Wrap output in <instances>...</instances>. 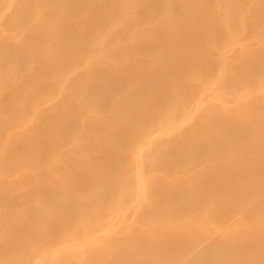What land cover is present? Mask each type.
Returning a JSON list of instances; mask_svg holds the SVG:
<instances>
[{"label": "bare ground", "instance_id": "bare-ground-1", "mask_svg": "<svg viewBox=\"0 0 264 264\" xmlns=\"http://www.w3.org/2000/svg\"><path fill=\"white\" fill-rule=\"evenodd\" d=\"M41 0H0V14L3 12V10L4 9H9V11L10 10H14V12H12L11 14H10V16H8V17H6V18H4V17H1L0 16V81L2 80H4L5 81V79L7 78V80L9 79H12V81H13V79L15 80L13 83H11V84H6V86L7 85H9L8 86V88H7V90L5 89L6 88V86H5V91L3 92V91H1V92H3V93H0V106L2 107V106H5V104H7V102H13L14 100H16V97H17V95L19 94V92H21L20 90H21V88H24V87H21L24 83H26V82H28V81H30L31 80V74L30 75H27V74H29V72H30V70L28 71V73H25V72H27L26 70H24L25 69V67H23V66H27L28 65V63L26 64V62L27 61H29V63L31 64V62H34L35 64H36V62H37V65L36 66H38V63H39V61H37V60H40V63L42 64V62H45L44 60H43V58H42V52H41V55H40V59L38 58V57H36V59L35 60H31V58H30V60L28 59L29 58V56H32L33 57V54H30V55H28L27 54V52H29V50H31L30 48L31 47H35L36 46V44H37V41H38V39H40L41 40V44L43 43V41L45 42V41H47V39L46 40H43L42 38H40V36L39 35H41L42 37H43V35L45 34V35H49L48 37H50V40H52V39H55V40H52V41H58V40H61V38L62 39H64V42H68L69 44H70V46H71V44H75L77 41L79 42V41H81V42H77V44H75V45H78L79 47H80V44H82L83 43V45H82V47L85 45V47H86V49H82L81 47V49L80 50H86V52H87V54H86V56H85V58L83 59V60H81L80 58H75V56L76 55H78V53L75 55V53L73 54V52H71V51H68L67 50V47H66V50H63V49H61V50H59V51H55L54 53L55 54H53V55H56V59H55V61H56V65H57V67L59 68H61V70L58 72V73H56V72H51L53 75H51V73H50V75L52 76V77H50V76H48L49 75V72H50V70H51V68L48 66V65H46V66H44V68L43 67H41V64L39 65V70H36V68H35V74L36 75H41V76H45L46 77V75L48 76V77H50L51 79L53 78V77H55V75H58V77L60 76V75H63L62 77H65V74L66 73H69V72H72L71 70H73V69H79L80 67L79 66H81V65H85L86 67H84V66H82V68L84 67V68H86V71H85V69H84V72L82 71V73L81 74H79L80 75V77L82 78V77H84L83 79L86 81H90L91 80V83H92V80L93 79H99V78H101L102 80H103V76L104 77H110L111 75H114V76H112V78H111V80L112 81H114V84L116 85V87L118 88L119 87V85L121 84V81H123V83H124V85H126L125 84V80H126V83L128 84V82H127V77L129 76L130 77V75H128V74H134V75H137L138 74V80L139 79H143L144 81L142 82V86H144V85H150L149 87H150V89H149V87H147V92H144V91H146V88H145V86H144V88H145V90L144 91H142L141 89H139L140 91H138V90H136V91H138V92H140V94L141 95H143V94H145L146 96H145V98H146V101H148V100H150V97L151 96H154V93H151L150 92V90H151V84L153 83V85H154V87L156 86V85H159V86H156L155 88H157V87H159V92H160V94H159V97L161 96V91H163L164 93H163V95H162V97H160V98H162L161 100H163V98H164V103H162L161 101L160 102H154V100H160V98H154V97H151V100L150 101H148V102H146L145 101V98H142L143 96H141L140 98H142L140 101H138L139 103H137L136 105H138L137 107L135 106V103H133V101L135 100H133L132 102L131 101H129L130 99H128L127 100V103H129L126 107H127V111L125 110L126 108H125V106H124V108H122V110H123V112H124V114H123V112H122V110H120L118 107L119 106H116L115 108H111L110 110L111 111H109V110H107V111H109L110 113H111V118L110 119H106V117H103L104 116V114L105 113H102L103 114V116L101 115V117H99V115L101 114V111H99L98 113L99 114H97V116H95V114L94 115H92V116H90V117H87L86 115H85V117L83 118V116H82V120H83V122H82V125L84 124V127H85V129H86V126H85V124H87V125H89V126H91V128H89V126H87L88 128L86 129L87 131H92V129H93V131L91 132V134H98V136L97 135H94V137H93V135H91V137L93 138V140H94V138H96V136L97 137H99L101 140H99V138H98V144L100 143V141L102 142H104L105 141V139L104 138H102V137H105V138H107L108 136H110L109 137V139L110 140H108L107 139V141H112L113 140V143H114V145L111 143V144H107L106 142L105 143H100V145L101 144H106V145H109L108 147H109V149L110 148H113V149H111L110 151H111V153L113 152V151H115V153L113 154L114 155V157H113V155L111 154V156L114 158V159H118V161L119 160H121L119 163V165H121L122 166V162L123 163H126V161L124 162V160H127L128 161V159L129 158H131L132 156H133V152H135L136 153V149H138L139 150V152H138V156H137V154H136V158H137V160H138V157H139V155H140V159L142 158V154H143V152L146 150H144V149H141L142 148V146L140 147L139 145H137V146H139V148H136V147H134L133 148V146L132 145H128V144H134L135 145V143H137V142H140L141 140H143L146 136H151L152 137V139H153V136H154V134L157 132V129H162L163 127H165V125L164 124H166V126H167V124L169 123L168 121L171 119L170 117H165L167 114L168 115H173V113L176 115L177 113V111H180V109H181V111H183L182 110V104H181V106L180 105H178V108H177V110L175 109V107H171L172 106V104H173V106H174V104L176 103L177 104V102H179L180 101V99L182 98V96L184 97V95H186L185 97H189V98H191L192 96H189L190 94H188V93H191L190 92V90L192 91L193 90V88H196L197 86V84L198 83H200V84H198V88L199 87H201V88H199V89H197L198 91L200 90V91H202V86L204 87V85H208V84H210V83H217V85L215 86V87H219V88H221L223 91L225 90L226 91V93L228 92H230V93H232L233 95L235 94V96H239V95H242V94H251V93H257V95H258V92H264V0H205L204 1V3L202 4V2H199V3H201L200 4V6H198L199 8H197V9H195L194 10V12L192 13H189L188 12V6L186 7V5H189L190 3H194V2H196V1H198V0H144V1H137V0H133V2L135 3V1L136 2H138L137 3V5L139 4V2H140V5H138V7L141 9H139V11H141V12H139V15H140V18L142 19V20H144L145 19V21H146V19L149 17V18H154L155 19V17H158V19H161L160 17H162V16H165V17H162L163 18V20H165L164 22H167L165 25L163 24L162 25V23H160L159 25H158V27H159V29H158V31H156V35L154 36V38L152 39V40H150V41H148L147 42V44L146 45H141V46H139L137 49H135V50H133V49H129L131 52H132V59H133V63L135 62L136 64L134 65L133 63H131V57H130V55H131V53L129 52V50L127 49L128 47L126 46V45H123V41L125 40H127L126 38H125V35L123 34V30H125L126 28L124 27V29L122 30V27L124 26V24H123V26H121V30L120 29H118L117 27H115V28H117L118 30H120V33H121V31H122V36L124 35V37H122L121 36V34H120V37L118 36V35H116V34H114L112 31H111V25L113 24L114 25V23H112V22H117L118 23V17L120 18V17H122V15L124 16V14L122 13L123 12V10L125 9V11L128 9L127 7H126V5L128 4L127 3V1H126V5L123 3L122 5H125V7L126 8H124L123 10H122V12H120L121 13V16H120V13L118 12V11H116L115 9H114V5H115V3L116 4H118L117 3V1L118 2H120L121 0H91V2L90 1H88L87 3H89V8L88 9H86V11L87 10H89L90 9V11L91 12H87L86 13V11H85V8H84V10H83V12L82 11H80V8L83 6V4H85V3H83L81 6H80V4H78V2L79 1H77V3H75L76 1H73V2H71L72 0H67V1H70L69 3H71L72 5H71V9H73L72 10V12L67 16V18H65L64 20H62V21H60L59 23L60 24H53V18L54 17H56V16H54L53 17V15H54V11L56 12L55 14H57V12L58 11H56V9H58L61 5H64V0L62 1V0H51V2L49 3V4H47V8H46V13L44 14L45 16H43V17H41V18H39V19H37V17H36V15H34V13H33V11H34V7H35V4L36 5H39L38 3L40 2ZM116 1V2H115ZM123 1V0H122ZM122 1H121V3H122ZM125 1V0H124ZM129 1V0H128ZM202 1V0H201ZM63 2V3H62ZM81 3H82V1H80ZM79 2V3H80ZM84 2V1H83ZM142 2V3H141ZM144 2V3H143ZM147 2V4L145 5V3ZM184 2V3H183ZM199 3H197L196 4V7H197V5L199 4ZM43 4V3H42ZM131 4V3H130ZM145 6H144V5ZM66 5H69V4H66ZM86 5V4H85ZM84 5V6H85ZM120 5V4H119ZM129 5V4H128ZM127 5V6H128ZM143 7H142V6ZM192 4H190L189 6H191ZM87 7H88V5H86ZM121 6V5H120ZM134 6H135V4H134ZM133 6V7H134ZM68 7V6H67ZM113 7V8H112ZM116 7V6H115ZM118 7V6H117ZM123 7V6H122ZM131 7H132V5H131ZM130 7V5H129V9L131 8ZM119 8V7H118ZM135 8V7H134ZM190 8V7H189ZM60 9V8H59ZM65 9V8H64ZM92 9V10H91ZM114 9V10H113ZM63 10V9H62ZM120 10V9H119ZM131 10V9H130ZM67 11V10H66ZM129 11V10H128ZM128 11H126V12H128ZM8 12V11H7ZM35 12V11H34ZM80 12V13H79ZM81 12H82V14H81ZM138 11H137V9H136V13H137ZM129 14V13H128ZM126 15H127V13H126ZM39 16V15H38ZM142 16V17H141ZM167 17V20L165 19ZM78 19L79 20H84L85 22L87 21L88 22V24H87V26H85V27H87L86 29H85V31H83L82 30V34H77V32H78V29L75 31V28H78V27H76L78 24H80L79 22H78ZM116 19V20H115ZM124 19H126L125 17H124ZM157 19V18H156ZM114 20V21H113ZM120 20V19H119ZM121 20H123V19H121ZM142 20H140V21H142ZM162 20V19H161ZM162 20V21H163ZM78 22V24H76L77 22ZM125 21H127V20H125ZM149 21V20H148ZM82 22V21H81ZM85 22H82L81 24H85ZM103 22H105L104 24H103ZM163 22V23H164ZM119 23H120V21H119ZM120 23V24H121ZM126 23V22H125ZM128 24H129V22H127ZM143 22H141V24H142ZM145 23V22H144ZM86 25V24H85ZM105 25V27H101V26H104ZM115 25H116V23H115ZM136 25H137V23H136ZM118 26V25H117ZM125 26H127L126 24H125ZM133 26H135V25H133ZM160 27H161V29H160ZM138 28V27H137ZM135 29V28H134ZM142 29H143V27H142ZM145 29V28H144ZM156 29V30H157ZM113 30H115L114 28H113ZM118 30H116V31H118ZM127 30V29H126ZM132 30V29H131ZM138 31H139V29H137ZM160 30V31H159ZM32 32V31H34L33 33H30V32ZM128 31V30H127ZM80 33H81V31H79ZM130 32V31H129ZM159 32V33H158ZM116 33H119V32H116ZM124 33H126V31L124 32ZM128 34V33H127ZM141 34V33H140ZM44 35V36H45ZM129 35V34H128ZM128 35L126 36V37H128ZM115 36H118L117 37V42H122L119 46L121 47L119 50H117V51H114L115 50V48H114V50L111 48V50H110V48L109 47H111V46H109V45H111V44H109L110 43V39L112 38L113 39V37L114 38H116ZM138 36V35H137ZM144 36H145V34H144ZM147 36V35H146ZM54 37V38H53ZM58 38V40H57V38ZM59 37H60V39H59ZM103 38L102 40L100 39V38ZM124 38L123 40H122V38ZM45 38H46V36H45ZM99 38V42L100 43H92V44H90V42L92 41V39H98ZM129 38H130V36H129ZM128 38V39H129ZM139 38H140V36H139ZM144 38V37H143ZM109 39V40H108ZM111 39V40H112ZM119 39H121V40H119ZM43 40V41H42ZM103 40H105V41H107V42H104ZM119 40V41H118ZM137 39L135 38V41H136ZM146 40H148V39H146ZM146 40H144V42L146 41ZM61 41H63V40H61ZM72 41H76V42H73L72 43ZM96 41V40H95ZM101 41H103V43H101ZM114 42H116L115 40H113ZM130 41H131V39H130ZM134 41V42H135ZM143 41V40H142ZM50 43H51V41H49ZM127 42V41H126ZM129 42V41H128ZM132 42V41H131ZM138 42V41H137ZM39 43H40V41H39ZM53 43V42H52ZM58 43H60L59 41H58ZM133 43V42H132ZM131 43V44H132ZM146 43V42H145ZM40 44V45H41ZM44 44V43H43ZM42 44V45H43ZM46 44H48L47 42H46ZM63 44V43H62ZM61 44V45H62ZM109 44V45H108ZM125 44V43H124ZM127 44V43H126ZM128 44H130V43H128ZM134 45H135V43H133ZM139 44V43H138ZM142 44V43H141ZM39 45V44H38ZM42 45L40 46L41 48H42ZM45 45V44H44ZM57 45H60V44H57ZM113 46L115 45V44H112ZM136 45H137V43H136ZM140 45V44H139ZM127 48H126V47ZM131 46V45H130ZM38 47V46H37ZM59 47V46H58ZM62 48H63V46H61ZM60 47V48H61ZM72 47V46H71ZM124 47V48H123ZM132 47V46H131ZM134 47V46H133ZM135 47H137V46H135ZM39 48V47H38ZM38 48H36L37 49V51L39 50ZM44 48V47H43ZM42 48V49H43ZM47 48V47H46ZM73 48H74V50H75V47H72V50H73ZM119 48V47H118ZM118 48H116V49H118ZM130 48V47H129ZM29 49V50H28ZM41 49V50H42ZM57 49V48H56ZM127 49V50H126ZM150 49H153V51L155 50L156 52H157V54H156V52L154 51H152L151 53H150ZM33 50H35V48L33 49ZM32 50V51H33ZM44 50V49H43ZM46 50V49H45ZM77 50H79L78 48H77ZM77 50H75V51H77ZM133 50V51H132ZM48 51V50H47ZM101 52L100 54H97L96 52ZM162 51V52H161ZM35 52V51H34ZM53 52V51H52ZM93 52H95V53H93ZM160 52V53H159ZM165 52L167 53L166 55H165ZM39 53L40 52H38V55H39ZM81 53H82V51H81ZM103 53V56H105L104 58H107V60H106V62H104V65H102L101 67H98L97 68V66L95 67V66H92V64H94V61L92 62L91 60H96V58H94V54H96V56L97 55H101ZM130 53V55H128ZM134 53V54H133ZM150 54V55H148V54ZM161 55V53H163L164 55H162V56H164V57H160V59L158 58L159 56V54ZM36 54V53H35ZM43 54H45V53H43ZM37 55V54H36ZM35 55V56H36ZM52 55V54H51ZM75 55V56H74ZM79 57H80V55H78ZM95 56V57H96ZM102 56V57H103ZM134 56V57H133ZM158 56V57H157ZM166 56V57H165ZM184 56H186V58L184 57ZM44 57V56H43ZM55 57V56H54ZM54 57H53V59H54ZM98 57H100V56H97V58ZM128 57H130V58H128ZM183 57V58H182ZM94 58V59H93ZM34 59V58H33ZM41 59L43 60L42 62H41ZM77 59H80L81 60V62H80V60H79V62H80V64H78V60ZM98 59H100V58H98ZM129 60H130V62H129ZM36 61V62H35ZM89 61H91L92 62V64L89 62ZM129 62V63H131V65H129V63H127V62ZM15 63H18L19 65H18V69L17 70H14V69H12V66H13V64H15ZM46 63V62H45ZM124 63H125V65H124ZM128 64V66H127V64ZM23 65V66H22ZM33 65V64H32ZM42 65H44V63L42 64ZM134 65V66H133ZM17 66V65H16ZM30 66V65H29ZM36 66H32V67H36ZM53 66V65H52ZM55 66V65H54ZM53 66V67H54ZM132 66V68H130ZM28 67V66H27ZM126 67V68H125ZM128 67V68H127ZM133 67H134V69H133ZM29 68H31V67H29ZM58 68H56V69H58ZM148 68H150V69H152L151 71L152 72H154V73H157L158 74V77H160L161 78V80H165V81H161V82H166V84H162L160 81H159V79H158V77H157V75H154L155 76V78H157L156 80L157 81H159L161 84H159L157 81H153L152 83L149 81H147V80H153V79H151V75L149 76V78L148 77H146L147 78V82L145 81V77L144 78H141V77H139L140 76V74L141 73H143V70L145 69L148 73L150 72L151 73V71H150V69H148ZM54 69H55V67H54ZM54 69H52V70H54ZM122 69V71H120ZM125 69H127V70H125ZM130 69V70H129ZM135 70V71H133V70ZM148 69V70H147ZM157 70V71H155V70ZM27 70H28V68H27ZM51 70V71H52ZM133 72H132V71ZM55 71V70H54ZM57 71V70H56ZM74 71V70H73ZM124 71V72H123ZM126 71H128V74H127V72ZM129 71H131L130 73H129ZM142 71V72H141ZM146 71H144V73H146ZM33 72V71H32ZM31 72V73H32ZM80 72V71H79ZM117 72V73H116ZM119 72H121V73H119ZM126 72V73H125ZM136 72V73H135ZM138 72V73H137ZM38 73V74H37ZM54 73H55V75H54ZM76 73H78V72H76ZM124 73V74H123ZM34 74V72H33V75H35ZM125 74H127L128 76L126 77L125 76ZM147 74V73H146ZM179 74V76H177ZM194 75V77L195 78H197V81H199L198 79V77H200V80L201 81H199V82H197V84L196 85H194L193 86V84L192 83H194L195 81V78H193V75ZM35 75V76H36ZM70 75H71V73H70ZM122 75H124V76H122ZM143 75V74H142ZM187 75H191L190 77L189 76H187ZM75 76V75H74ZM77 74H76V78H77ZM133 76V75H132ZM145 76V75H144ZM34 77V76H33ZM37 77H39V76H37ZM45 77L43 78V79H45ZM47 77V78H48ZM57 77V76H56ZM61 77V78H62ZM66 77H68V76H66ZM70 77V76H69ZM68 77V78H69ZM79 77V76H78ZM109 77L107 78V79H109ZM143 77V76H142ZM188 77V78H187ZM41 78V77H40ZM46 78V79H47ZM50 78H48V79H50ZM123 78H126L125 80L123 79ZM131 78V77H130ZM133 78V77H132ZM131 78V79H132ZM35 79H36V77H35ZM97 79V80H98ZM104 79H106V78H104ZM106 79V80H107ZM122 79V80H121ZM129 79V78H128ZM135 79V78H134ZM192 80V79H194V80H192V81H194V82H192V81H189V80ZM9 80H8V83H9ZM33 80V79H32ZM69 80H71V79H69ZM68 80V81H69ZM72 84H70V85H73L74 86V83L76 84V83H78V82H75V79L74 78H72ZM110 80V79H109ZM117 80V81H116ZM119 80V81H118ZM188 80V81H187ZM4 81L1 83V84H3L4 83ZM63 81H66V80H63ZM77 81V80H76ZM80 81V80H79ZM94 81V80H93ZM108 81V80H107ZM134 80H132L131 82H133ZM87 82V83H88ZM115 82H117V83H120V84H118V86H117V83H115ZM130 82V81H129ZM136 82H138L139 84H140V82L139 81H137V79H136ZM136 82H135V84H136ZM148 83V84H146V83ZM156 82H157V84H156ZM6 83V82H5ZM90 83V84H91ZM123 83H122V85H123ZM151 83V84H150ZM28 84H29V82H28ZM28 84H26V86L28 85ZM30 84H32L31 82H30ZM30 84H29V86H30ZM44 85H45V83H43ZM94 83H92L91 85H93ZM139 84H137L136 86H139ZM156 84V85H155ZM37 85H39V84H37ZM47 85V84H46ZM45 85V86H46ZM111 85V84H110ZM141 85V84H140ZM161 85H163V87L164 86H166V87H164L163 88V90H161L162 89V86ZM200 85V86H199ZM211 85H213V84H211ZM40 86V85H39ZM41 86H43V85H41ZM69 86V85H68ZM72 86V87H73ZM128 86V85H127ZM141 86V88L143 89V87ZM160 86H161V89H160ZM44 87V86H43ZM38 88L37 87V89L36 88H34V90L36 89V91L34 92V94H33V96L31 97V98H29L28 100L27 99H25V100H27L26 101V106L28 105V106H30V108L32 109V111H30L29 112V110H31L28 106V113L29 114H32V116H36V115H38L37 116V119H35V118H31L30 119V121H29V123L31 122V120H33L32 122L35 124V128L33 129V130H31V131H29L24 137H22V139L21 140H19V141H17V142H14L13 143V145L9 148V147H6V149L7 148H9V150H7V151H5V149H3L4 150V152L2 151V149H0V166L2 165V163H3V161H5L6 159H9V162L10 161H16L17 162V164H16V168H14V169H12V170H14L13 171V173L11 172V177H8L7 176V178H5V179H8V180H5L4 178V181H0V206H2V208L1 209H3V206L5 205L6 206V208H5V206H4V210H3V212H2V217H4V218H0V251H1V256L3 257H1L0 256V260L1 259H4V258H6L7 257V259H6V261H4V263L2 262L3 260H1V262H0V264H49L48 263V259H53V258H55V262H52L53 264H99V262L101 261V260H105V259H107L108 260V257H110V256H113L112 258H113V260H112V258H110L109 259V261H110V264H111V261H112V264H119V262H122V263H120V264H131V263H133V260H136V254H140L139 256H142L141 257V259L142 258H148L147 257V254L146 253H148V252H144V250L142 251V249H149V247H150V249L151 248H158L159 249V252H160V249H162V251L161 252H163V251H167L168 252V248H169V246H168V248H167V245H165V242H166V240L164 241H162L161 242V244H159L160 243V241L158 242V240H155L154 241V237L155 236H153V234L154 235H157V239H158V235L160 234V239L159 240H161V236H162V234H161V231H160V233H158L157 232V234H156V230L157 231H159V230H162V228H161V226H160V228L161 229H159V227L158 228H156L155 226H156V224L155 223H157V221L154 219V215H155V218H159L158 220L159 221H161L160 220V215H159V212H156V211H154V209H153V213H158V215L157 214H154L153 215V213L150 215V213H151V211L150 210H147L148 212H150V213H148L150 216H152V217H149L148 215L146 216V218L147 219H151L152 218V220L153 221H151V220H148L147 221V224H155V226L154 225H152V226H150L151 228L154 226V228L156 229V230H154L153 228V230L152 229H149L148 230V228L149 227H146L147 226V224H145V227L147 228L146 230H148V231H145L144 232V230H145V227L144 226H142V228H144V229H141L140 227V229H138V230H136L137 229V225H138V223H137V225H136V223L134 224H132V226H130L129 225V227H131L130 229H129V227H128V230L127 231H129V232H127L126 233V231H124L126 234H124V232L121 230V228H120V230H119V228H118V230L116 229L118 226H115V227H113V226H108V228H107V226H106V228H107V234L106 235H108V232H110V234H111V236L112 235H116V236H113V237H111V236H109V237H111L110 238V240L113 238L116 242H114L113 244L111 243V245L109 246V245H107L108 246V248L110 249V248H114V247H112V245L114 246L115 244V249H116V251H118L117 249H119L120 251L123 249V251L124 252H120V251H118V252H116L115 251V249H114V252H116V253H113V254H115V255H113V254H111L110 256H107V258H103L102 259V257L103 256H101L102 255V253H104V252H107L108 253V249L106 250V251H102V253H101V255L99 254V252H98V254H97V252L94 254L93 252H95L97 249H99V250H104L102 247L101 248H99L100 246H103V245H105V244H103V245H101V244H99L98 245V247H97V245H96V243H94L92 246H94V247H91V245H90V248L89 249H87V250H89L88 251V254H89V256H88V254L86 253L85 254V256H87L86 258H88V259H86L85 261L84 260H82V261H80V259L81 258H83L82 256H83V254H82V256H81V258L80 259H77V257L76 256H79V250H80V243H81V241L82 240H84L83 238L84 237H86V236H91V235H85V233L88 231H85V233H84V235L85 236H83V238H82V236H80L81 235V233H80V229H82L83 228V230H85V229H87V226H89V228H92V227H90V225H87L86 226V224H84V226H86V228L84 229V227L83 226H81V228H80V226H73V227H75V229H73V228H71V229H73V230H68V231H70V232H68V233H66L65 232V230H66V225L67 226H69L70 225V222H74V220L75 219H72V218H77V216L79 217L80 216V214L84 211L85 213H86V211H88V210H91L90 211V213L91 212H93L94 211V213H95V215H94V213H91V214H93L94 215V217L96 218V213L97 212H99L98 214L99 215H103L104 213H106L105 211L106 210H104V208L106 209L107 207H109V206H111L113 203H111L112 201H116V200H114V199H118V197L119 196H116V194L118 195V193H117V191H120V187L121 186H124V187H126V186H129V187H127V189H129V188H134L133 186L131 187V185H133L132 183L131 184H129L130 183V179H127L128 177H130L131 175H133V174H131V175H129V171L130 170H128L127 169V167L128 166H125V164H123V167H121L122 169H124V170H128V174H126V175H129L128 177H126L125 175H123V176H125V178L127 179V180H124L123 181V176L122 177H120V179H119V175H117V177H118V179L117 178H114L115 176H109V175H107V177L109 176L110 178H111V180L112 179H114V181H110L109 179H106V180H109V182H111V183H107V186L104 188V189H102L101 191H99V193L97 192V191H94L93 190V188L91 187V190H90V186L91 185H93V182H94V180L96 179V178H94L93 179V181H91L90 179H88V180H85V178H86V176H85V178L84 179H78V178H80V177H84V176H81V174L79 175V177L77 178L78 180H76L77 181V185H76V187L75 188H70L69 190H67V188L68 187H64L65 189H64V191H65V194L67 195H65V198L64 199H66L67 197L69 198H67V200H70L68 203H69V207L70 208H72V209H70L69 207H68V210H67V208L64 210V213L62 212V214L59 216L58 215V218L57 217H55L54 219H52L51 218V220H52V222H48V221H50L49 219H47V218H45L44 217V219H46V222H48V224L47 223H44V222H41V219H42V216L45 214V216H46V213L49 211V213H50V207H52V206H54L55 204V201H54V203L52 202L53 201V199H54V197H53V199L51 198L52 197V195L51 194H53L54 196L56 195V194H62V192H64V191H62L63 190V188L61 189V191L60 190H58L59 188H61V186H59V188L58 187H56L57 189H55V188H53V190L55 189V190H58V192H61V193H55V192H52V190L50 191V192H48L47 191V193H49L50 194V197L48 198V199H51V200H49L51 203L49 204L50 205V207H49V205H48V207L46 206V207H44L43 209H41V208H32L31 210H30V212H29V209L28 208H26L27 209V211H24L23 210V207H22V205H24L23 203L24 202H29V201H31L32 200V198H33V193H34V191L32 190L31 191V193H28L27 195H25L24 197H22V195H19L20 193H16L17 191H15V186L13 185V187L11 186L12 184H15L16 185V182H18V181H20L22 178H20V179H18L19 177H23V175H25V174H27V175H25V176H28L29 175V177H31V176H34V177H36L37 179H39V180H37V179H35L36 181L35 182H38L39 181V183H40V180L44 177V176H46V174L48 173V172H50L51 171V167H50V169H49V167L47 166V165H44L43 164V162L42 161H39V163H38V161H37V165L36 166H34V167H26L27 165H20V161H23L22 160V157H20V155L22 154V153H24V152H26L27 153V151H28V153L30 152L31 153V150H34L36 147H39L40 145L42 146V144H46L47 143V145H48V143H52L53 141H52V139H51V137H50V135H49V133L51 132V130L49 129L51 126H52V124H53V122H54V124L56 123V121L58 120L57 118L61 115V109L59 110L60 112H58L57 111V109H59L60 107H58V106H56V104L58 103V105H60V104H62V103H67L68 104V101L70 100V99H68L66 96L67 95H70V94H66V98L64 97V93H63V95H62V97H59V100L61 101H59V102H56V103H54V105L51 107V108H49L50 106H46V103H45V106L43 105V103L47 100H45L44 98H46V93H44V90L48 87H44V88ZM71 87V86H70ZM75 87H76V85H75ZM87 87V86H86ZM89 87H90V85H89ZM88 87V88H89ZM92 87H95V86H92ZM116 87H114V89L116 88ZM121 87H122V89H121ZM123 87L124 86H121L120 85V89H121V92H124L126 89H127V87L125 88L124 87V90H123ZM153 87V88H154ZM170 87V88H169ZM213 87V86H212ZM214 87V89H216ZM0 88H1V86H0ZM74 88V87H73ZM83 88H85V87H83ZM91 88V87H90ZM140 88V87H139ZM152 88V90L151 91H153L154 89ZM166 88V89H165ZM216 89V90H221V89ZM1 89H3V87L1 88ZM63 89V88H62ZM76 89V91H78L77 89L78 88H75ZM209 89V88H208ZM214 89H212V90H214ZM43 90V91H42ZM66 90V89H65ZM68 91H70L69 89H67ZM86 90V89H85ZM111 90H112V87H111ZM123 90V91H122ZM134 90V89H133ZM197 90H195L196 91V93H198V91ZM205 90H207L206 88H205ZM211 90V89H210ZM209 90V91H210ZM211 90V91H212ZM215 90V91H216ZM54 91H56V90H54ZM63 91V90H62ZM82 91H83V89H82ZM148 91H149V93H148ZM166 91H168L169 93L171 92L172 93V95H173V93L174 92H176V94H174V100H172L173 101V103H172V101H171V99L173 98V96H171V93L168 95L167 93H166ZM177 91H179L178 93H177ZM182 91V92H181ZM184 91H186V92H188V93H183ZM204 91V90H203ZM209 91H208V93H209ZM210 91V92H211ZM215 91H212V92H215ZM223 91L221 92H218L219 94L220 93H222L223 94ZM67 92V91H66ZM71 93H72V91H70ZM69 92V93H70ZM88 92V91H87ZM114 92H117V90L116 91H114ZM158 92V93H159ZM193 92V91H192ZM205 93L207 92V91H204ZM203 92V93H204ZM50 93V92H49ZM59 93V92H58ZM68 93V92H67ZM96 93V92H95ZM118 93V92H117ZM125 93H127V92H125ZM147 93V94H146ZM157 93V92H156ZM180 93H182L183 95H181ZM201 93V92H200ZM203 93H201L202 95H204ZM226 93H224V95L226 94ZM229 93V94H230ZM47 94H48V92H47ZM74 94V93H73ZM72 94V95H73ZM80 94V93H79ZM78 94V95H79ZM94 94V93H93ZM113 95H114V93H112ZM111 94V95H112ZM121 95H122V93H120ZM119 94V95H120ZM140 94H138V95H140ZM149 94H151V95H149ZM188 94V95H187ZM209 94H211V93H209ZM222 94H221V96H222ZM260 94H264V93H260ZM60 94H58V96H59ZM72 95H70V97L69 98H71V96ZM76 95V94H75ZM75 95H73L72 97L73 98H71V99H75V98H77ZM77 95V96H78ZM123 95H125V94H123ZM122 95V97H124ZM137 95V96H138ZM149 95V96H148ZM166 95H168L169 96V98H167L166 97ZM175 95H176V97H175ZM179 95H180V97H179ZM192 95H194V93L192 94ZM196 95V94H195ZM201 95V96H202ZM212 95H214V94H212ZM74 96H75V98H74ZM127 96V95H126ZM129 96V95H128ZM147 96H148V100H147ZM205 96H208V95H205ZM211 96V95H210ZM209 96V97H210ZM220 96V97H221ZM226 96V95H225ZM229 96V95H228ZM254 96H255V94H254ZM264 96V95H263ZM19 97H20V95H19ZM49 97V96H48ZM47 97V98H48ZM81 97V96H80ZM136 97V96H135ZM155 97H156V95H155ZM158 97V96H157ZM167 99H166V98ZM171 97V98H170ZM183 98V100L184 99H187V98ZM199 97H200V95H199ZM218 97V96H217ZM215 98V97H213L212 99H217V100H213V102L214 101H217L218 102V98ZM227 97V96H226ZM251 97H252V95H251ZM125 98V97H124ZM153 98V99H152ZM175 98L177 99V101L175 102ZM180 98V99H179ZM203 98V97H202ZM205 98H207V97H205ZM225 98V97H224ZM237 98V97H236ZM240 98V97H239ZM253 98V97H252ZM260 98V97H259ZM19 99V98H18ZM17 99V100H18ZM81 99V98H80ZM114 99H116V98H114ZM143 99H144V101H143ZM179 99V100H178ZM198 99V98H197ZM209 99V98H208ZM211 99V98H210ZM227 99H228V97H227ZM234 99V98H233ZM249 99V97H247V100ZM24 100V101H25ZM45 100V101H44ZM76 100H79V99H76ZM91 100V99H90ZM131 100H132V98H131ZM166 100V101H165ZM169 102H168V101ZM190 100V99H189ZM192 100V99H191ZM206 99H204V101H205ZM224 100V99H223ZM223 100H222V97H221V100L220 101H222L223 102ZM245 100V99H244ZM250 100V99H249ZM251 100H253V99H251ZM250 100V101H251ZM256 100V99H255ZM22 101V100H21ZM43 101V102H42ZM72 100H70V102H71ZM80 101V100H79ZM82 101V100H81ZM114 101V100H113ZM129 101V102H128ZM187 101H188V99H187ZM195 101H196V97H195ZM200 101H202V99L200 100ZM210 101V100H209ZM208 101V102H209ZM16 102V101H15ZM15 102H13V103H15ZM20 102V101H19ZM110 102V101H109ZM134 102H137V100L136 101H134ZM144 102V104H146L145 106H144V104H142ZM146 102V103H145ZM167 102V103H166ZM175 102V103H174ZM181 102H183V101H181ZM192 103L194 102V101H191ZM190 102V103H191ZM207 102V101H206ZM212 102V101H211ZM212 102V103H213ZM217 102H214V103H217ZM228 102V101H227ZM230 102V101H229ZM253 102V101H252ZM17 103V102H16ZM24 103H22V105L24 104ZM60 103V104H59ZM75 103H79L78 101H75ZM84 103V102H83ZM113 103V102H112ZM131 103H133V105L131 104ZM155 103H160L161 104V106L160 105H155ZM166 103V104H165ZM169 103H171V104H169ZM198 103H199V101H198ZM205 103V102H204ZM203 102H201V104H204ZM221 103V102H220ZM249 103V102H248ZM256 103V102H255ZM262 103V102H261ZM4 104V105H3ZM20 104H21V102H20ZM19 104V105H20ZM66 104V105H67ZM72 104V103H71ZM81 104V103H80ZM80 104H79V106H80ZM163 104V105H162ZM167 104H168V106H167ZM175 104V105H176ZM197 104V101L195 102V105ZM206 105H203V106H201V107H204V109L203 108H200V109H203L202 111H209V112H206V114L203 112H201V114H204L205 115V117L206 116H210V114H211V116H214V111L213 112H211L212 111V109L214 110V108H212L213 107V104H212V107H210V108H212V109H210L209 108V105H211V104H208L207 105V103H205ZM238 104V103H237ZM241 105H242V103H240ZM240 104H238L239 105V107H240ZM244 104V103H243ZM15 105H17V104H15ZM48 105V104H47ZM62 105H64V104H62ZM142 105V106H141ZM152 105H154V106H156V107H154V109L156 110V111H158V110H160L158 113H156V111L154 112V109H153V107H152ZM166 105V106H165ZM169 105H171L170 107H169ZM217 105V104H216ZM251 105H253L252 103H251ZM23 106H25V105H23ZM26 106L24 107L25 109H26ZM71 106V105H70ZM74 106V105H73ZM104 106H106V105H104ZM115 106V105H114ZM129 106H130V108H129ZM134 106V107H133ZM177 106V105H176ZM180 106V107H179ZM198 106H200V105H198ZM218 106V105H217ZM220 106V105H219ZM224 106V105H223ZM245 106H247V104L245 105L244 104V107ZM249 106V105H248ZM247 106V107H248ZM45 107V108H44ZM56 107H58V108H56ZM135 107L136 108H138V109H136L138 112L137 113H135L134 112V110H135ZM143 108V110H145L144 111V115H143V110H141L142 108ZM148 107V108H147ZM171 108V109H173V111H174V109H175V111L174 112H172L171 111V113L172 114H170L169 113V110H167V109H169V108ZM192 107H193V105H192ZM197 107V106H196ZM206 107H207V109H206ZM215 107V109H217L216 108V106H214ZM255 107V106H254ZM263 107V106H262ZM261 107V108H262ZM8 108V107H7ZM15 108V107H14ZM14 108H13V112H11V113H14V115L16 116V114H15V112H14ZM46 108H48V109H46ZM117 108V109H116ZM129 108V109H128ZM133 108V109H132ZM149 108H151V110H149ZM163 108V109H162ZM224 108V107H223ZM236 108H238V107H236ZM240 108H242V107H240ZM240 108H238V109H240ZM246 108V107H245ZM250 107H248V109H249ZM253 108V107H252ZM259 108V107H258ZM23 109V108H22ZM72 109V108H71ZM153 109V110H152ZM164 109L165 110H167L168 112L164 115V117H165V119H167V121L165 120V119H163V113L164 112H166V111H164ZM170 109V110H171ZM179 109V110H178ZM183 109H185V108H183ZM187 109H189V108H186V110ZM209 109V110H208ZM229 109V108H228ZM243 109V108H242ZM247 109V108H246ZM257 109V108H256ZM106 110V109H105ZM135 110V111H136ZM147 110H149L148 112H149V114L147 115ZM162 110V111H161ZM185 110V111H186ZM190 110V109H189ZM193 110V109H192ZM235 110V109H234ZM233 110V111H234ZM245 110V109H244ZM19 111H20V108H19ZM18 111V109H17V111L16 112H19ZM93 111V110H92ZM126 111V112H125ZM129 111V112H128ZM133 113H132V112ZM141 111H142V113H141ZM180 111V113L182 114L183 112H181ZM193 111H195V108H194V110ZM193 111H191V115H189V117L190 116H192V113H193ZM199 111V110H198ZM201 111V110H200ZM233 111H231V109L228 111V112H230V113H232ZM237 111V110H236ZM42 112V113H41ZM90 112H91V110H90ZM89 112V113H90ZM109 112H108V115H109ZM128 112V113H127ZM131 112V113H130ZM153 112V113H152ZM162 112V114H160ZM216 112V111H215ZM228 112H226L225 111V117H224V115L222 116V117H224V119L222 118V120H223V122H225L226 120H228L226 123L227 124H230L229 123V121H230V119L232 120V117L231 118H229V116L228 115H230V113L229 114H227ZM22 113H23V110H22ZM26 113V112H25ZM28 113H27V115H26V117L28 116ZM38 113V114H37ZM39 113H41L42 115H39ZM59 113H60V115H59ZM107 113V112H106ZM135 113V114H134ZM152 113V114H151ZM155 113H156V115L157 114H159V115H157V116H160V115H162V117L160 118L159 117V119H158V117H156V115H155ZM185 113V112H184ZM255 113V112H254ZM138 114V115H137ZM139 114H141L140 115V117H139ZM154 114V115H153ZM186 114V113H185ZM184 114V115H185ZM197 114H200V113H196V115L195 116H197L198 117V115ZM208 114V115H207ZM235 113L233 112V114L232 115H234ZM262 114V111H261V113H260V115ZM7 115V114H6ZM10 115H12V114H10ZM10 115H9V117H10ZM20 115V114H19ZM18 115V116H19ZM65 115V114H64ZM67 115V114H66ZM82 115V114H81ZM87 115H88V113H87ZM91 115V114H90ZM135 115H137V116H135ZM143 115V116H142ZM150 115V116H149ZM154 116V117H152V116ZM180 114L178 113V116H179ZM204 115H203V118H204ZM231 115V116H232ZM236 115L237 114H235L234 116H235V118H236ZM8 116V115H7ZM6 116V117H7ZM22 116V115H21ZM30 116V115H29ZM28 116V117H29ZM40 116V117H39ZM63 116V115H62ZM89 116V115H88ZM106 116V115H105ZM178 116H175L176 118H178ZM210 116V117H211ZM233 116V117H234ZM255 116H259V115H255ZM1 117V116H0ZM9 117H8V119H9ZM17 117V116H16ZM22 117H24V115L22 116ZM21 117V118H22ZM28 117L27 118H22V119H28ZM108 117V116H107ZM131 117H133V119L131 118ZM180 117H181V115H180ZM187 117H188V115H187ZM201 117V116H200ZM226 117H228V118H226ZM254 117V116H253ZM2 118V117H1ZM13 118H14V116H13ZM13 118H11V119H13ZM18 118V117H17ZM21 118H20V120H21ZM60 118V117H59ZM64 118H66V117H64ZM91 118V119H90ZM128 118V119H127ZM152 118V119H151ZM158 119V120H160V119H163V121H158L157 119H156V121H155V123L158 121V122H164L163 124L161 123H158V124H156V127L160 124L161 125V127H157V129H156V131H155V133L153 132L154 130H155V128L156 127H153V131L151 130V128H152V126L154 125L155 126V124H154V119ZM172 118H174V117H172ZM207 118V117H206ZM205 118V119H206ZM235 118H234V120H235ZM259 118V117H258ZM3 119H4V117H3ZM6 120V119H4V120H6V122H4V120L2 121V120H0V121H2V122H4V123H6L7 124V122H10V120ZM76 119V118H75ZM131 119V120H130ZM137 119V123H136V121H134V120H136ZM182 119V118H181ZM187 119V118H186ZM194 121H191V123L193 124V126L192 125H189L188 127L189 128H186L189 132H186L185 133V131H184V129H185V127H183L184 129L182 130V127L180 128L181 130L180 131H182V132H178V135L176 134L177 132H176V128H175V132L176 133H174V134H176V137H175V141H176V139H177V143H175V145L173 146V145H169L170 143H172V141L174 142V140H172V141H170V142H165V147L163 148V149H158V147H160V146H162V144L160 145V144H158V143H160V141L158 140V139H156L155 137L156 136H154V139H156V140H158V143H157V141H153V143L152 142H150L151 144H153V145H155L156 146V151H157V149H158V151L157 152H154L155 151V149H154V146L153 145H151L150 143H149V146L148 145H146L147 147V150L148 151H151V150H149L148 148L150 147V149H152L153 148V150H152V153L151 154H153V152L154 153H156V155L155 156H157V157H159V158H157V157H154V158H157V159H159V160H157L159 163L161 162V165H165V162L163 161V159L165 160V161H167L168 163L170 162L171 163V167H178V168H175V169H173V168H171V167H169L170 166V163H169V165H167L166 167L168 168V169H170L169 171H167V169H163L162 168V171H164L163 173L165 174V176H163L162 175V171H161V177H163V179L161 180V177H158V175L160 174V173H157L156 172V170L154 171V177H157V178H159V180L158 179H156V182L155 181H153V183H152V185L150 184V182H149V184H147L148 186L149 185H151L152 187H150V188H153L152 189V191L154 190V193L156 194H153L154 196H158L157 194L158 193H160L161 194V192L162 191H164V192H168V190H170V192H168V193H170V194H168L167 192L165 193V195H164V193H163V196H161L163 199H166V201H167V198H168V200L170 201V200H172V199H174V198H172V195L174 194V195H177L178 196V193L180 192V190H182V188H184V186H185V184H188L187 182H190L189 180L187 181L186 179L185 180H183L184 179V177L182 176V174H183V171H184V168H186V167H183V171L181 172V171H177V169L178 170H181L182 168L179 166L180 164H182L183 163V161H180L181 160V158L184 156H186V154L187 155H189V157L188 156H186V158H188V162H190L191 161V158H192V160H194V162H195V159H196V153L198 154V153H200V154H204V155H206L205 153L206 152H209V151H211V149H208V148H206V145L205 144H207L209 141H211V143L210 144H212V140L213 139H211L212 138V135L210 134L209 136H210V138H209V136L207 135V136H204L205 134H207V132H208V134L209 133H213L214 132V134L216 133V135L214 136V138L216 137V138H218V139H216V141L214 142L213 141V146H214V144H216L217 145V142H221L222 140H220L219 139V137H217L219 134L222 136V134H221V132L224 130L225 132L224 133H226V130L224 129V128H226V126H228V125H225L224 123H222V122H218L220 125H222V124H224L223 125V127H218L217 128V126L215 127V126H213L212 128L210 127L211 125H205L204 126V129H202L201 127H203V125L202 124H205V123H203L202 122V124H200V123H198V122H201V121H203L202 120V118H199V120H201V121H199L198 120V122H196L197 123V126H195L196 125V123H195V119L194 118H192ZM251 119H253V118H251ZM19 120V121H20ZM29 120V119H28ZM27 120V121H28ZM56 120V121H55ZM62 120V119H61ZM127 120H129V121H132L131 122V125L134 123L135 124V126H136V124H142L141 126H137V127H135V126H131L130 124H129V126H128V123H129V121H127ZM172 120V119H171ZM170 120V121H171ZM179 120V119H178ZM189 120V119H188ZM221 120V121H222ZM225 120V121H224ZM253 120H256V121H260V123L262 122V121H264V116H260V118L257 120V117H256V119L254 118ZM13 121H14V119H13ZM22 121V120H21ZM59 122H60V120H58ZM63 121H64V119H63ZM63 121H62V123H63ZM105 121V122H104ZM123 122V127L121 128L120 126H122V124H120V123H122ZM125 121H127L128 123H127V125H126V127H125ZM134 121V122H133ZM151 121H153V123H152V126L150 125L151 124ZM167 123H166V122ZM177 121V120H176ZM175 121V119H174V122H173V120L170 122L171 124H172V122L173 123H175L176 122ZM180 121V120H179ZM196 121H197V118H196ZM220 121V120H219ZM241 121H243V120H241ZM240 121V122H241ZM247 121V120H246ZM250 122H252L251 120H249ZM12 122V121H11ZM10 122V123H11ZM22 122H24V120L22 121ZM31 122V123H32ZM65 122V121H64ZM69 122V121H68ZM67 122V123H68ZM72 122V121H71ZM108 122V123H107ZM184 122V121H183ZM187 122V121H186ZM195 123V125H194V123ZM231 122V121H230ZM13 123V122H12ZM15 123V122H14ZM13 123V124H14ZM25 123V122H24ZM28 123V122H27ZM31 123L29 124V125H31ZM58 123V122H57ZM120 124V126H119V124ZM169 123V124H170ZM190 123V124H191ZM209 123V122H208ZM217 123V124H218ZM232 123H234V121L232 122ZM231 123V124H232ZM244 123V122H243ZM255 123V122H254ZM2 123H0V128L2 129L3 127H5V124H3V125H1ZM17 124H20V122L18 123L17 122ZM33 124V125H34ZM169 124H168V126H169ZM170 124V125H171ZM207 124V123H206ZM217 124H215V125H217ZM219 124H218V126H219ZM230 124V125H231ZM253 124V123H252ZM251 124V125H252ZM262 124V123H261ZM260 124V125H261ZM20 125H22V124H20ZM32 125V126H33ZM66 125H68V124H66ZM75 125V124H74ZM77 125H78V122H77ZM163 125V126H162ZM175 125V124H174ZM178 126H179V123L177 124ZM198 125H200L199 127H198ZM250 125V126H251ZM8 126H9V128H10V125H9V123H8ZM11 126L13 127V125L11 124ZM18 126V125H17ZM57 126V125H56ZM62 125H59V127H61ZM64 127H65V125H63ZM190 126H191V128H190ZM206 126H207V128H206ZM225 126V127H224ZM257 126V125H256ZM68 127H70V125L68 126ZM72 127H73V125H72ZM76 127V126H75ZM78 127V126H77ZM76 127V128H77ZM83 127V126H82ZM81 127V128H82ZM83 127V128H84ZM143 127V128H142ZM193 127V128H192ZM196 127V128H195ZM9 128H7L6 127V129L4 128V130L3 131H0V133H1V135H3L2 134V132H4L5 131V133L6 132H8V129ZM30 128H31V126H30ZM33 128V127H32ZM31 128V129H32ZM139 128H141V129H139ZM199 130H198V129ZM208 128H210V129H208ZM213 128L215 129V130H213ZM222 128V129H221ZM248 128V127H247ZM252 127H250L249 129H251ZM258 128V127H257ZM10 129H12V128H10ZM53 129H54V127H53ZM79 129H80V127H79ZM79 129H76L77 131L79 130ZM138 129L140 130V131H138ZM148 129H150L152 132H153V134L152 133H150L149 134V130ZM191 129V130H190ZM195 129V130H194ZM216 129H218V130H222L221 132H219V131H217ZM239 129V128H238ZM7 130V131H6ZM66 130V129H65ZM67 130H68V128H67ZM66 130V131H67ZM85 130V131H86ZM137 130V131H136ZM171 130V129H170ZM186 130V131H187ZM196 130H198V131H196ZM204 130V132H206V133H203L202 134V131ZM209 130L210 131H212V132H209ZM50 131V132H49ZM63 131V130H62ZM82 131V130H81ZM84 131V130H83ZM82 131V132H83ZM89 131V132H90ZM174 131V130H173ZM173 131H170L171 133L173 132ZM183 131H184V133H183ZM228 131V130H227ZM240 131V130H239ZM255 131V130H254ZM89 132H86V133H88V136L90 135L89 134ZM99 132H105V134L104 133H99ZM165 132H167L168 133V131H165ZM164 132V133H165ZM169 132V133H170ZM201 132V134H199ZM245 132V131H244ZM163 133V132H162ZM170 133V134H171ZM180 133H183V134H181V136H180ZM188 133V134H187ZM198 133V134H197ZM218 133V134H217ZM223 133V134H224ZM14 134V133H13ZM51 134V133H50ZM81 134V133H80ZM85 134V133H84ZM102 136H101V135ZM170 134H168V135H170ZM187 134V135H186ZM213 134V135H214ZM227 135H225L224 134V136H228L229 134H228V132L226 133ZM243 134V133H242ZM245 134H246V132H245ZM1 135H0V138H1ZM5 135V134H4ZM65 135H66V133H65ZM100 135V136H99ZM112 135V136H111ZM146 135V136H145ZM164 135V134H163ZM196 137H195V136ZM197 135H199V137H201V138H198V136ZM253 135V134H252ZM52 136V135H51ZM61 136V135H60ZM63 136V135H62ZM82 136H84L85 137V135H83V133H82ZM86 136H87V134H86ZM107 136V137H106ZM177 136H178V138H177ZM183 136H186L185 138H183ZM192 136V137H191ZM193 136H194V138H193ZM202 136H204V138L206 137V141H204L205 139L202 137ZM230 136H231V133H230ZM236 136V135H235ZM241 136V135H240ZM67 137V136H66ZM65 137V138H66ZM68 137H70V134L68 133ZM67 137V138H68ZM113 137V138H112ZM180 137H182V138H180ZM190 137L193 139H190ZM243 137V136H242ZM252 137V136H251ZM4 138V137H3ZM54 138H56V137H54ZM59 138V137H58ZM64 138V137H63ZM86 138V137H85ZM179 138H180V140H179ZM196 138L198 139L197 141L198 142H195L196 141ZM208 138V139H207ZM222 138V137H221ZM228 138H230L229 136L228 137H226V139H228ZM238 138V137H237ZM17 139V138H16ZM70 139V138H69ZM90 140H92L91 138H89ZM103 139V140H102ZM188 139H190L191 141L190 142H195L196 144H197V146H196V144L194 143V146H195V149H192V150H188V148H192V146H193V142H192V145H191V143L189 142V143H187V140ZM201 139V140H200ZM204 139V140H203ZM241 139V138H240ZM262 139V138H261ZM1 140H2V138H1ZM58 140V139H57ZM65 140V139H64ZM63 139H62V141H64ZM92 140V141H93ZM96 140L97 139H95L94 141L96 142ZM148 140V139H147ZM179 140V141H178ZM195 140V141H194ZM201 142H205L201 147H203V148H201L200 147V141ZM230 140V139H229ZM248 140V139H247ZM92 141H90V142H92ZM115 141V142H114ZM189 141V140H188ZM225 141V140H224ZM227 141V140H226ZM232 141V137H231V140L229 141V142H231ZM251 141H252V139H251ZM257 141V140H256ZM4 142V141H3ZM67 142V141H66ZM94 142V143H95ZM143 142H145L144 140H143ZM155 142V143H154ZM229 142L227 141L226 142V144L228 143V145H229V149L230 148H232V146L230 145V144H232V143H230L229 144ZM235 142V141H234ZM236 142H239V141H236ZM247 142H249V141H247ZM254 142V141H253ZM59 143H61V140H60V142ZM185 143H187V145L185 144ZM224 143V142H223ZM263 143H264V141H263ZM91 144V143H90ZM97 144V143H96ZM95 144V145H96ZM128 146H127V145ZM138 144V143H137ZM156 144H158V145H156ZM169 145V146H166V145ZM188 144H190V146L188 145ZM209 144V143H208ZM207 144V147H209V148H211V145L209 144L208 145ZM219 144V143H218ZM257 144V143H256ZM262 144V143H261ZM52 145V144H51ZM54 145V144H53ZM91 145H93V143L91 144ZM111 145H112V147H111ZM160 145V146H159ZM164 145V144H163ZM186 145V146H185ZM221 145V144H220ZM223 145V144H222ZM221 145V146H222ZM40 146V147H41ZM116 146V147H115ZM129 146H132V148L133 149H135V151L134 150H132V149H130V150H132L131 151V153L129 152V154H126V152H124V151H127V147L129 148ZM158 146V147H157ZM189 146V147H188ZM194 146H193V148H194ZM199 146V147H198ZM204 146H205V148H206V150L204 149ZM223 146H225V144L223 145ZM247 146V145H246ZM49 147V146H48ZM103 148L105 147L104 145L102 146ZM115 147V148H114ZM124 147H125V149H124ZM152 147V148H151ZM163 147V146H162ZM188 147V148H187ZM227 147V145L225 146V148ZM52 148V147H51ZM131 148V147H130ZM145 148V147H144ZM199 148H201L200 150V152H199ZM215 148V147H214ZM216 148H217V146H216ZM225 148H222V150L223 149H225ZM253 148V147H252ZM252 148H251V150H252ZM37 149V148H36ZM39 149V148H38ZM37 149V150H38ZM44 149V150H43ZM48 149V148H47ZM46 147L45 148H42V149H40V150H38L39 152V154L40 155H43L42 154V151H44L45 153H46ZM100 150H103V149H101V148H99ZM106 149H107V147H106ZM106 149H105V151H106ZM108 149V150H109ZM115 149V150H114ZM209 151H208V150ZM229 149H225L226 151L228 150V152H229ZM233 149V148H232ZM247 149V148H246ZM249 149V148H248ZM49 150H51V149H49ZM69 150H71V149H69ZM137 150V151H138ZM198 152H197V151ZM205 150V151H204ZM236 150H237V147H236ZM235 150V151H236ZM262 150V149H261ZM52 151V150H51ZM64 151V150H63ZM66 151V150H65ZM68 151V150H67ZM73 151V150H72ZM75 152H76V154H77V152H79V151H76V150H74ZM73 151V152H74ZM105 151H102V153L104 154H106V152ZM147 151V152H148ZM203 151L205 152V153H203ZM216 151H217V149H216ZM218 151H220V150H218ZM217 151V152H218ZM233 151V150H232ZM235 151H234V153H235ZM256 151V150H255ZM255 151H253V152H255ZM47 152H48V150H47ZM59 152V151H58ZM58 152H55V153H57L58 154ZM71 152V151H70ZM82 152V154H83V156L82 157H84L85 155V152L84 151H81ZM84 152V153H83ZM100 152V151H99ZM212 152V151H211ZM211 152H209V153H211ZM242 152H245V151H243L242 150ZM37 153V154H38ZM62 153V155L60 156V158L63 156V153H64V156H66V157H64V158H66V161H69V158L67 159V157H69L68 155H65L66 153L65 152H61ZM97 153H98V151H97ZM142 153V154H141ZM208 153V154H209ZM218 153H220V152H218ZM236 153H239V151L238 152H236ZM251 153V152H250ZM56 154V156L58 157V155ZM67 154H68V152H67ZM75 154V153H74ZM73 154V155H74ZM79 154L81 155V153L79 152ZM108 154H110V153H108ZM151 154H150V157H151ZM207 154V155H208ZM214 154V153H213ZM230 154V153H229ZM229 154L227 155V156H229ZM239 154H241V153H239ZM247 154V153H246ZM249 154V153H248ZM253 154V153H252ZM262 154V153H261ZM263 154H264V152H263ZM45 155V154H44ZM48 155H50V153L48 154ZM53 155V154H52ZM69 155H71L72 156V153H70ZM86 155H87V153H86ZM102 155V154H101ZM116 155V156H115ZM144 155H146L147 156V154H146V151H145V153H144ZM154 155V154H153ZM152 155V156H153ZM183 155V156H182ZM210 155V154H209ZM211 155H212V153H211ZM230 155H232V153L230 154ZM235 155V154H234ZM238 155V154H237ZM242 155V154H241ZM37 156V155H36ZM47 156V155H46ZM74 156H76V155H74ZM110 156V157H111ZM126 156V157H125ZM134 156H135V154H134ZM146 156H143L144 157V159H141V160H145V158H146ZM195 156V159H193V157ZM215 156V155H214ZM221 156V155H220ZM233 156V155H232ZM244 156V155H243ZM248 156V155H247ZM254 156V155H253ZM6 157V158H5ZM44 157V156H43ZM81 157V156H80ZM104 157H106V160L108 159L107 158V155H104ZM110 157H109V159H110ZM237 157V160H238V157L239 156H236ZM256 157V156H255ZM25 158V157H24ZM33 158V157H32ZM63 157H62V160L64 159ZM71 158V162H73V161H75V160H72V158H73V156L72 157H70ZM79 157H77L76 159H78ZM119 158H121V159H119ZM126 158V159H125ZM133 158V157H132ZM132 158H131V163H132ZM153 158V157H152ZM186 158L184 159V158H182L183 160H184V163H183V166L185 165V166H187V165H189L190 163H186L187 161H185L186 160ZM203 158V157H202ZM207 158V157H206ZM213 158V157H212ZM229 159L230 157H226L225 159ZM252 158V157H251ZM30 159V158H29ZM29 159H28V161H29ZM38 159H40V157H38ZM105 159V158H104ZM103 159V165H102V167L103 166H105V168L104 169H106V167H107V169L110 167V165H107V164H105L104 162L106 161V160H104ZM134 159V158H133ZM164 162H162L161 160ZM204 159H205V157H204ZM207 159H210V157L209 158H207ZM215 159V158H214ZM213 159V160H214ZM235 159V158H234ZM243 159V158H242ZM246 159V158H245ZM254 159V158H253ZM41 160V159H40ZM43 160V159H42ZM57 160V159H56ZM58 160H60V159H58ZM79 160V159H78ZM99 160H101V159H99ZM111 160V159H110ZM123 160V161H122ZM140 160V161H141ZM146 160H148V161H150L149 163L150 164H152V162L153 161H151V160H149V158L148 159H146ZM146 160L144 161V162H146ZM206 160V159H205ZM211 160V159H210ZM229 160H231V159H229ZM8 161V160H7ZM6 161V162H7ZM27 161V162H28ZM35 161V160H34ZM61 161V160H60ZM60 161L59 162H57V163H60ZM80 161H82V160H80ZM109 161V160H108ZM107 161V162H108ZM116 161V160H115ZM157 161H156V163L155 162H153V163H155V165L157 164ZM201 161H202V159H201ZM200 161V162H201ZM240 161V160H239ZM40 162H42V163H40ZM55 162V163H56ZM62 162V161H61ZM78 162V163H77ZM136 162V161H135ZM177 162H179V164L177 163ZM182 162V163H181ZM193 161H192V163H194ZM203 162V161H202ZM235 162H236V160H235ZM246 162V161H245ZM23 163H25L24 161L22 162V164ZM29 163V162H28ZM84 163V162H83ZM83 163H82V165H79V166H81V167H83ZM101 163V164H102ZM116 163H118L117 161H116ZM128 163V162H127ZM134 163V162H133ZM133 163L131 164V165H133ZM149 163H147L149 166H150V164ZM158 163V164H159ZM211 163V162H210ZM222 163H223V161H222ZM45 164H47V162L45 163ZM64 164V163H63ZM76 164L78 165L79 164V161H76ZM100 163H98V166L99 165H101ZM109 164H110V162H109ZM135 164V163H134ZM147 164H144L145 165V167H146V170L149 168V166L147 165ZM157 164V165H158ZM178 166H177V165ZM200 164H202V163H200ZM241 164V163H240ZM247 164H248V162H247ZM255 164V163H254ZM18 165H20V166H18ZM61 165H62V163H61ZM65 166H67L66 164H64ZM96 165H97V163H96ZM107 165V166H106ZM129 165H130V162H129ZM192 165H194V164H192ZM199 165V164H198ZM197 165V166H198ZM219 165V164H218ZM224 165V164H223ZM222 165V166H223ZM63 166V165H62ZM62 166H61V168H62ZM64 166V167H65ZM152 166V165H151ZM151 166H150V170H151ZM190 166V165H189ZM206 166V165H205ZM227 166H228V164H227ZM241 166V165H240ZM245 166V165H244ZM48 167V168H47ZM54 167V166H53ZM52 167V168H53ZM126 169H125V168ZM140 167V166H139ZM142 167H144L143 166V164H142ZM141 167V168H142ZM145 167H144V171H146L145 170ZM153 168H155L156 166H154V164H153V166H152ZM179 167L181 168V169H179ZM201 167V166H200ZM225 167V166H224ZM1 168L2 169H5L6 168V166H5V168H3L2 166H1ZM7 168H8V166H7ZM10 168V167H9ZM8 168V169H9ZM65 168H67V167H65ZM94 167L92 166V169H93ZM98 168V167H97ZM99 168H101V167H99ZM118 168V167H117ZM136 168V167H135ZM152 168V170H154ZM188 168V167H187ZM191 168V167H190ZM189 168V169H190ZM263 168V167H262ZM261 168V169H262ZM1 169V170H2ZM48 169V171H46ZM106 169V171H108V174H110V173H113V172H110L109 170H107ZM119 169H120V166H119ZM130 169H132L131 167H130ZM138 169V168H137ZM156 169V168H155ZM158 169V168H157ZM188 169V170H189ZM192 170H193V167L191 168ZM190 169V170H191ZM195 169V168H194ZM203 169H204V165H203ZM221 169V168H220ZM219 169V171H221ZM225 169V168H224ZM240 169V168H239ZM246 169H247V167H246ZM10 170V169H9ZM50 170V171H49ZM53 170V169H52ZM63 170V169H62ZM116 170V169H115ZM133 170V169H132ZM150 170H148L149 171V174L151 173V172H153V171H150ZM160 170V169H159ZM158 170V171H159ZM187 169H185V171H184V174H186V172L188 173V170L186 171ZM228 170V169H227ZM242 170H244L243 168H242ZM253 170V169H252ZM256 170V169H255ZM11 171V170H10ZM61 171V170H60ZM84 171V170H83ZM83 171H81V172H83ZM94 171V170H93ZM96 171V170H95ZM100 171V169L98 170V172ZM101 173L103 174H106V172H103L104 170L101 168ZM117 171H118V169H117ZM119 171H122V170H119ZM144 171H143V174H144ZM201 171H202V169H201ZM226 171V170H225ZM247 171V170H246ZM245 171V172H246ZM56 172V171H55ZM57 172H59V170L57 171ZM87 172V171H86ZM92 172V171H91ZM124 172H126V171H124ZM132 172V171H131ZM138 172V170H136V176L138 175L139 176V178H138V176H137V178H138V180H137V182H135L136 184H137V186H139V185H142V180H141V178H140V175H139V173H137ZM156 172V173H155ZM160 172V171H159ZM191 172V171H190ZM215 172V171H214ZM216 172H217V170H216ZM228 171H226V173H227ZM5 173V172H4ZM61 173V172H60ZM146 173H148L147 171H146ZM145 173V175H147ZM182 173V174H181ZM83 174V173H82ZM85 174V173H84ZM91 174V173H90ZM124 174V173H123ZM151 174H153V173H151ZM150 174V175H151ZM191 174V173H190ZM193 174H194V171H193ZM224 174H225V172H224ZM247 174V173H246ZM252 174V173H251ZM258 174H259V172H258ZM261 174V173H260ZM9 175V174H8ZM49 175H50V173H49ZM97 175V174H96ZM135 175V174H134ZM144 175V176H145ZM201 175H202V173H201ZM215 175V174H214ZM220 175V174H219ZM230 175V174H229ZM228 175V176H229ZM90 176V175H89ZM104 176V175H103ZM136 176H134V178L136 179ZM160 176V175H159ZM190 176V175H189ZM210 176H211V174H210ZM226 176V175H225ZM233 176V175H232ZM237 176V175H236ZM29 177H25L26 179H29ZM33 177V178H34ZM106 177V176H105ZM108 177V178H109ZM153 177V176H152ZM154 177H153V179H154ZM190 177H192V176H190ZM196 177H198V176H196ZM207 177V176H206ZM212 177V176H211ZM216 177V176H215ZM215 177H213L214 179H215ZM234 177H235V175H234ZM261 177V176H260ZM57 178V177H56ZM93 178V177H92ZM91 178V179H92ZM130 178H132V177H130ZM189 178V177H188ZM203 178V177H202ZM201 178V179H202ZM254 178V177H253ZM262 178V177H261ZM18 181H17V180ZM101 179H102V177H101ZM117 181H116V180ZM195 179V178H194ZM200 179V181H203V180H201ZM209 179V178H208ZM213 179V180H214ZM230 179V178H229ZM237 179V178H236ZM247 179V178H246ZM257 179V178H256ZM263 179V178H262ZM16 180V181H15ZM130 180V181H129ZM151 180V179H150ZM196 180V179H195ZM243 180V179H242ZM13 181H15V183L13 182ZM30 181H31V179H30ZM74 181V182H73ZM72 182H73V185H74V183H76L75 182V180H73ZM105 181V180H104ZM136 181V180H135ZM149 181V180H148ZM147 181V182H148ZM151 181V182H152ZM185 181H187V182H185ZM197 181V180H196ZM195 181V182H196ZM223 181V180H222ZM229 181V180H228ZM227 181V182H228ZM251 181V180H250ZM13 182V183H12ZM23 182V181H22ZM34 182V183H35ZM100 182V181H99ZM131 182H133V181H131ZM155 182V183H154ZM184 182H185V184H184ZM194 182V183H195ZM203 182H206V181H203ZM203 182H201V183H203ZM208 182H210V181H208ZM207 182V183H208ZM214 182H216L215 180H214ZM234 182V181H233ZM254 182V181H253ZM12 183V184H11ZM21 183V182H20ZM33 183V182H32ZM71 183V182H70ZM135 183H134V186H135ZM219 183V182H218ZM241 183V182H240ZM262 183V182H261ZM260 183V184H261ZM11 184V185H10ZM67 184V183H66ZM183 184H184V186H183ZM210 184V183H209ZM214 184V183H213ZM223 183H221V185H222ZM229 184H232V183H229ZM8 185H10V186H7ZM36 185V184H35ZM34 185V186H35ZM64 185V184H63ZM62 185V186H63ZM71 185V184H70ZM146 185V184H145ZM215 185V184H214ZM4 186H6L5 188H4ZM31 186H33V185H31ZM31 186L29 187V188H31ZM69 186V185H68ZM120 186V187H119ZM148 186H147V188H148ZM188 186V185H187ZM190 186V185H189ZM192 186H194V185H192ZM204 186H205V184H204ZM213 186V185H212ZM219 186V185H218ZM223 186V185H222ZM19 187H20V185H19ZM39 187V186H38ZM124 187H121V189H123ZM194 187H196V186H194ZM206 187H208V185L206 186ZM234 188H235V184H234V186H233ZM238 187V186H237ZM241 187V186H240ZM257 187V186H256ZM35 188V187H34ZM34 188H32V189H34ZM42 188V187H41ZM41 188H39V189H41ZM49 188V187H48ZM136 188V187H135ZM134 188V189H135ZM186 188V187H185ZM188 188V187H187ZM193 188V187H192ZM209 188V187H208ZM214 188V187H213ZM213 188H212V190H213ZM228 188V187H227ZM243 188V187H242ZM249 188V187H248ZM119 189V190H118ZM140 189H141V186L139 187V191H140ZM166 189H168V190H166ZM172 189H174V191L172 190ZM176 189V190H175ZM207 189V188H206ZM209 189H211V188H209ZM208 189V190H209ZM221 189V188H220ZM223 189H225V188H223ZM251 189V188H250ZM17 190V189H16ZM30 190V189H29ZM133 190V189H132ZM136 190V189H135ZM147 190V189H146ZM166 190V191H165ZM173 192H172V191ZM188 190V189H187ZM186 190V191H187ZM191 190V189H190ZM238 190V189H237ZM247 190V189H246ZM263 190V189H262ZM139 191H137V194H138V192ZM175 191H178V192H175ZM206 191V193H207V190H205ZM257 191H258V189H257ZM18 192H20V191H18ZM28 192H30V191H28ZM38 192V191H37ZM95 192H97V193H95ZM125 192V191H124ZM126 192H128L129 193V191H126ZM131 192V191H130ZM134 192V191H133ZM141 192V191H140ZM146 192V191H145ZM149 192V191H148ZM194 192V191H193ZM209 192V191H208ZM214 192V191H213ZM232 192V191H231ZM35 193H36V191H35ZM173 193V194H172ZM177 193V194H176ZM183 193H184V189H183ZM182 193V194H183ZM202 193V192H201ZM221 193H223V192H221ZM262 193V192H261ZM22 194V193H21ZM64 194V193H63ZM62 194V195H63ZM120 194H123V192L122 193H120ZM132 194V193H131ZM130 194V195H131ZM146 194V193H145ZM152 194V193H151ZM166 194L167 195H169V197L171 196V198H169L168 196H166ZM180 194H181V192H180ZM260 194V193H259ZM126 195V194H125ZM152 195V196H153ZM185 195V194H184ZM193 195V194H192ZM225 195H226V193H225ZM231 195H234V194H231ZM231 195H229L230 197H231ZM236 195V194H235ZM237 195H238V193H237ZM241 195V194H240ZM246 195H247V193H246ZM245 195V196H246ZM260 195H263V194H260ZM49 196V195H48ZM121 196V195H120ZM127 196V195H126ZM129 196V195H128ZM132 196V195H131ZM149 196H151V195H149ZM153 196V197H154ZM177 196H175V198H178V199H176L177 201H179V198L182 196V198H183V195H180V197H177ZM58 197V196H57ZM56 197V198H57ZM64 197V196H63ZM116 197V198H115ZM125 197V196H124ZM146 197H148V196H146ZM167 197V198H166ZM197 197V196H196ZM207 197V196H206ZM224 197V196H223ZM229 197V198H230ZM59 198V197H58ZM61 198H62V196H61ZM120 198V197H119ZM129 198V200L127 201L126 199H127V197H126V199H124V198H122V199H124L125 201H127L128 202V204H129V202H130V204L132 203V201H136V199L138 198V197H136V199H134V198H130V197H128ZM158 198V197H157ZM191 198H193V196L191 197ZM209 198V197H208ZM221 198V197H220ZM225 198V197H224ZM237 198H238V196H237ZM242 198V197H241ZM250 198V197H249ZM252 199H253V197H251ZM7 199H8V201H7ZM63 199V198H62ZM130 199H134V200H130ZM148 199V198H147ZM156 198H154V200H155ZM181 199V198H180ZM184 199H185V197H184ZM221 199H223V198H221ZM227 199V198H226ZM245 199V198H244ZM262 200L261 201H263V197L261 198ZM55 200V199H54ZM157 200V199H156ZM174 201L175 203H177V201ZM196 200V199H195ZM198 200V199H197ZM203 200H204V198H203ZM206 200V199H205ZM243 200V199H242ZM246 200V199H245ZM256 200H258L259 201V198H257ZM165 201V202H166ZM181 201H183L182 199H181ZM181 201H179V202H181ZM187 201H189V200H187ZM191 201V200H190ZM200 201V200H199ZM198 201V202H199ZM247 201V200H246ZM249 201V200H248ZM261 201H260V203H259V205H261L262 207L264 206V205H262V204H264V203H262L261 204ZM117 202V201H116ZM174 202H168V203H170L169 204V206L168 205H166V206H168V213H167V211L166 210H163V212L165 213V211H166V213L167 214H169V209H172V207H171V205L173 206V204L172 203H174ZM179 202L177 203V204H179ZM202 202V201H201ZM241 202H243V201H241ZM254 202H255V200H254ZM27 203H25L26 205H27ZM49 203V202H48ZM72 203V204H71ZM84 203L86 204L85 206H88V204H89V206L87 207V208H89V207H91V208H89V209H87L86 211L85 210H83V211H80L83 207H80V209H79V205H82V206H84ZM126 203V202H125ZM137 203H138V201H136V204L135 205H137ZM162 203V202H161ZM187 203V202H186ZM189 203V202H188ZM191 203V202H190ZM197 203V202H196ZM209 203V202H208ZM207 203V204H208ZM256 203H258V202H256ZM1 204H4V205H1ZM18 204V207L20 206L19 204H22L21 205V207H19L20 209H21V213L19 212V210L18 211H16V208L15 207H17L16 205ZM52 204H54V205H52ZM73 204L75 205L74 207H73ZM78 204V205H77ZM127 204V203H126ZM125 204V205H126ZM132 204H134V203H132ZM140 204V203H139ZM181 204V203H180ZM182 204H183V202H182ZM184 204H185V202H184ZM205 204V203H204ZM214 204V203H213ZM225 204V203H224ZM238 204V203H237ZM247 204V203H246ZM250 204H252V201H251V203ZM249 204V205H250ZM134 205V206H135ZM197 205V204H196ZM198 205H200V204H198ZM209 205V204H208ZM211 205V204H210ZM234 205V204H233ZM239 205V204H238ZM243 205V204H242ZM248 205V204H247ZM32 206V205H31ZM56 206V205H55ZM78 206V209H76V210H79L80 212L78 213L77 212V216H76V214H74L73 212H75L76 213V211L74 210V208L75 207H77ZM84 206V207H85ZM129 206V205H128ZM127 206V207H128ZM139 206V205H138ZM165 205L163 206V207H161V208H164V207H166ZM175 206L177 207V208H175ZM174 206V208L175 209H173L174 211V213H172L171 212V214H172V217H177L176 219H178L180 216V221H181V219H183L184 217H182L183 216V214L186 212V211H184V213L182 214V211H180L179 209H178V206L177 205H175ZM184 206V205H183ZM206 206V205H205ZM216 206H218L217 204H216ZM241 206V205H240ZM255 206V205H254ZM261 206H259L258 207V205H257V210H259L260 208H261ZM8 207V208H7ZM15 208V212H18V213H15V214H21V217L22 216H24L25 215V213L24 212H29V213H27L24 217L26 218H24L23 217V219H25V222H23V221H21V223L23 222L24 224H23V226L22 227H19V229L15 232L14 230H15V228H16V226H14L15 228H14V230H11V232H5L3 229H5V227H7V226H5L8 222H9V213L11 214V212H12V210H14V208ZM96 207H98L99 209H98V211H95L96 209H94V208H96ZM112 207V206H111ZM123 207V206H122ZM125 207V206H124ZM159 207V206H158ZM169 207H171V208H169ZM179 207H180V205H179ZM186 207V206H185ZM188 207V206H187ZM189 207H190V205H189ZM211 207V206H210ZM220 207V206H219ZM232 207V206H231ZM235 207V206H234ZM256 207V206H255ZM30 208V207H29ZM53 208V207H52ZM102 208V209H101ZM137 208V207H136ZM136 208H135V210H136ZM195 208V206L192 208V210ZM216 208H218V207H216ZM221 208H222V206H221ZM224 208H226V207H224ZM228 208V207H227ZM226 208V209H227ZM243 208L244 207H242V210H243ZM0 209V210H1ZM25 209V210H26ZM94 209V210H93ZM101 209V210H100ZM117 209V208H116ZM156 209V208H155ZM189 208H187V210H188ZM197 209V208H196ZM229 209V208H228ZM253 209V208H252ZM255 209V208H254ZM53 210V209H52ZM70 210H71V215H70ZM104 210V211H103ZM114 210V209H113ZM121 210H123V209H121ZM132 210H134V209H132ZM157 210V209H156ZM177 210H179V211H177ZM213 210H215V209H213ZM219 210H220V208H219ZM246 210V209H245ZM249 210V209H248ZM256 210V209H255ZM261 210H262V212L264 213V208H261L260 210H259V212H255L254 210H250L249 212H254V216H255V214L257 215H259V214H261L262 212H261ZM66 211V212H65ZM111 211H112V209H111ZM110 211V212H111ZM159 211H161V209H159ZM172 211V210H171ZM175 211H177L178 213H176L175 214ZM221 211V210H220ZM24 214H23V213ZM83 212V213H84ZM102 212H104V213H102ZM109 212V211H108ZM113 212V211H112ZM117 212H118V210H117ZM130 212V211H129ZM162 212V213H163ZM189 212V211H188ZM188 212H187V215L188 216H192L193 217V215L195 214H193V213H189L188 214ZM194 212H195V210H194ZM198 212H199V210H198ZM231 212V211H230ZM239 212V211H238ZM253 212H252V214L251 213H249L247 216H249L250 215V217L253 215ZM49 213H47V214H49ZM51 213H54V212H52L51 211ZM50 213V214H51ZM82 213V215H87V219H89V217H93V215L91 216V214L89 213V211H88V214H90L89 215V217H88V214L86 213V214H83ZM102 213V214H101ZM114 213H116V210H115V212ZM125 213V212H124ZM134 213H138V212H135L134 211ZM147 213V212H146ZM161 214V216H163V215H165V214ZM8 214V215H7ZM97 214V215H98ZM107 214V213H106ZM119 214V213H118ZM143 214V213H142ZM142 214H141V218H140V221H142L143 222V220L145 219L144 217H142ZM144 214H145V211H144ZM175 214V215H174ZM182 214V215H181ZM186 214V213H185ZM184 214V216H186L187 217V215H185ZM204 214H206L205 216H207V213H203L202 214V212H201V214L200 215H203L204 216ZM212 214V213H211ZM232 214V213H231ZM235 214V213H234ZM236 214H237V212H236ZM239 214H241L242 215V213H240L239 212ZM246 214V213H245ZM1 215V214H0ZM8 217H7V216ZM14 215V214H13ZM137 215V214H136ZM146 215V214H145ZM158 217H157V216ZM177 215V216H176ZM18 215H16L15 217H17ZM57 216V215H56ZM106 216V215H105ZM121 216H122V214H121ZM120 216V217H121ZM191 216H190V218H191ZM196 216V215H195ZM194 216V217H195ZM198 216V215H197ZM196 216V217H197ZM209 216V215H208ZM218 216H219V214H218ZM245 217H246V215H244ZM262 216H264V214H262ZM10 217H12V216H10ZM15 217L13 216V220H15ZM18 217H20V216H18ZM16 218V220L17 219H19V218ZM83 217V216H82ZM125 217H126V214H125ZM130 217V216H129ZM164 217V219L165 220H169L168 218L170 217V214H169V217H167L166 215L165 216H163ZM163 217H161V218H163ZM165 217H167V219L165 218ZM198 217H200V216H198ZM223 217V216H222ZM257 217H259V216H257ZM255 218L254 217V219L255 220H258V218ZM7 218V219H6ZM85 218V219H86ZM95 218H93V220L95 219ZM98 218V219H97ZM96 219L97 220H100L99 219V217H97ZM101 218V217H100ZM107 218V217H106ZM132 219H133V217H131ZM144 218V219H143ZM189 218V217H188ZM208 218V217H207ZM212 218V217H211ZM211 218H209V219H211ZM214 218V217H213ZM218 218H220V217H218ZM241 218V217H240ZM251 218H253V216L251 217ZM22 219V218H21ZM78 219V218H77ZM76 219V220H77ZM79 219H80V217H79ZM86 219V220H87ZM104 219V218H103ZM120 219H125L124 217H122V218H120ZM129 219V218H128ZM198 219V218H197ZM223 219V218H222ZM254 219H244L245 221H247V220H254ZM261 220H260V222L262 221V218H260ZM13 220H12V218H11V221H10V223H9V227L10 226H12L11 225V223H17V226H18V222L16 221V222H13ZM57 220V221H56ZM85 220V221H86ZM91 221V223L93 222V224H94V221H96V220H92V218L90 219ZM106 220V219H105ZM108 220V219H107ZM137 220V219H136ZM164 220V221H165ZM218 220V219H217ZM230 220V219H229ZM235 220V219H234ZM254 220V221H255ZM42 221H44V220H42ZM55 221V222H54ZM80 221H83V220H80ZM111 221V220H110ZM109 221V222H110ZM125 221V220H124ZM158 221V222H159ZM171 221V220H170ZM172 221H174V220H172ZM178 221H179V219H178ZM219 221V220H218ZM244 221V222H245ZM72 222V223H73ZM79 222V221H78ZM87 222H88V224L90 223L88 220H87ZM86 222V223H87ZM99 222V221H98ZM106 222V221H105ZM116 222H118V221H116ZM137 222V221H136ZM139 222V221H138ZM141 222V223H142ZM145 222V221H144ZM152 222V223H151ZM166 222V221H165ZM181 222H184V221H181ZM186 222V221H185ZM231 222V221H230ZM242 222V221H241ZM240 222V223H241ZM257 222H259V221H257ZM40 223H42V225H40ZM84 223V222H83ZM140 222H139V224H141ZM189 223H190V221H189ZM262 223V222H261ZM263 223H264V221H263ZM43 224H45V225H48L47 227L45 226V228H48L47 230L48 231H44V233L45 232H47V234H45L44 235V237L47 235V237L49 236V241H48V239H46V241L44 240V242H46L45 244H44V242L42 243V235L40 234L41 233V231L38 233L37 231H39L38 229H39V227H43L44 225ZM75 224H76V221H75ZM74 224V225H75ZM79 224H82L81 222L79 223ZM92 224V225H93ZM100 224H101V222H100ZM99 224V225H100ZM143 224V223H142ZM158 224L159 223H157V226H158ZM161 224V223H160ZM185 224V223H184ZM219 224V223H218ZM72 225V224H71ZM83 225V224H82ZM104 225H105V223H104ZM122 225V224H121ZM121 225H119V226H121ZM127 225L128 224H126V228H127ZM135 225L137 226V227H135ZM171 226H174V224L172 225V224H170ZM176 225V224H175ZM186 225V224H185ZM39 226V227H38ZM98 226V225H97ZM135 227V229H133V231L131 232V230H132V228H134ZM168 226V225H167ZM251 226H253V225H251ZM264 225H262V227H263ZM42 227L40 228V229H42ZM66 227V228H65ZM94 227H96L95 225L93 226V228ZM122 227V226H121ZM124 227V226H123ZM162 227H163V225H162ZM165 227V226H164ZM175 227H177V225L175 226ZM202 227V226H201ZM220 226H218V228H219ZM44 227H43V229H45ZM101 228H103V225L101 224ZM170 228V227H169ZM172 228V227H171ZM170 228V229H171ZM179 228H181L179 225H178V230H180L181 231V229H179ZM196 228V227H195ZM199 228V227H198ZM198 228H196V229H198ZM206 228V227H205ZM217 228V227H216ZM246 228H248V227H246ZM245 228V229H246ZM255 228V227H254ZM7 229V228H6ZM13 229V228H12ZM22 229V230H21ZM116 229V230H115ZM123 229V228H122ZM173 229V228H172ZM174 229H176V228H174ZM190 229H194L193 227L192 228H190ZM189 229V230H190ZM220 229V228H219ZM3 230V231H2ZM8 230V229H7ZM98 230V228H96V230L95 231H97ZM123 230H125V229H123ZM177 230V231H178ZM188 230V231H189ZM200 230V229H199ZM218 230V229H217ZM220 230H223V229H220ZM243 230V229H242ZM241 230V231H242ZM3 233H2V232ZM79 231V232H78ZM82 231V230H81ZM92 231V230H91ZM99 231V230H98ZM102 231H105V229L104 230H102ZM154 231V232H153ZM176 231V232H177ZM195 231V230H194ZM201 231V230H200ZM234 231V230H233ZM252 231V230H251ZM254 231H255V229L253 230V232L252 233H254ZM260 231H262L261 229H260ZM14 232V233H13ZM93 233H94V230L92 231ZM100 232V231H99ZM147 232V233H146ZM171 232H173V231H171ZM175 232V231H174ZM176 232H175V234H176ZM191 232V231H190ZM249 232H250V230H249ZM248 232V233H249ZM62 233V234H61ZM80 233V234H79ZM92 233V234H93ZM102 233V232H101ZM103 233H105V232H103ZM181 233V232H180ZM180 233H179V236H180ZM238 233V232H237ZM252 233H250V234H252ZM42 234H43V231H42ZM67 234L68 235H70L69 237H67L66 238V236H67ZM96 234H98V233H96ZM109 234V235H110ZM171 234V233H170ZM188 234H190V233H188ZM191 234H194V233H191ZM222 234V233H221ZM220 234V235H221ZM230 235H231V232L229 233ZM239 234H240V232H239ZM247 234V233H246ZM258 234V233H257ZM185 235V234H184ZM220 235H219V237H220ZM254 235H256V234H254ZM61 236V237H60ZM165 235L163 234V237H164ZM170 235L168 234V238H170L169 237ZM173 237L171 238V242H172V240H173V242H174V244H176L175 242H179L180 240H181V238L182 237H179V240L178 241H176L177 239H176V237L178 238V234L175 236V235H172ZM175 236V237H174ZM187 236V235H186ZM232 236H234L233 235V232H232ZM242 236V239H245V238H243V234L241 235ZM248 236H249V234H248ZM247 236V237H248ZM26 237V239L25 240H23V242H19L18 243V241H20V240H22V238H25ZM43 237V238H44ZM47 237H45V238H47ZM57 237V239H55ZM58 237H60L61 239H59L58 240ZM116 237V238H115ZM162 237V239H165V237H167V235L163 238ZM189 236H187L186 238H188ZM192 237H194V235L192 236ZM196 237V236H195ZM230 237V236H229ZM236 237V236H235ZM235 237H234V239H233V241L235 240ZM240 237V236H239ZM256 237V236H255ZM44 238V239H45ZM131 240H130V239ZM186 238L184 239L185 241H186ZM231 238V237H230ZM41 241H40V240ZM86 239H87V237H86ZM126 239V240H125ZM176 239V240H175ZM219 239H221V238H219ZM232 239V238H231ZM236 239H238L237 237H236ZM41 242H39V241ZM106 240H107V238H106ZM109 240V241H110ZM117 240H120V244L123 246H121L119 243H118V241ZM129 241V244L127 243L128 241ZM168 240H170V239H168ZM183 240V241H184ZM189 240V239H188ZM218 240V239H217ZM246 240H247V238H246ZM48 241V242H47ZM87 241H89V240H87ZM86 241V243L85 244H87L88 242ZM126 241V242H125ZM182 241V242H183ZM191 241V240H190ZM193 241V240H192ZM203 241H204V239H203ZM206 241V240H205ZM228 241H230V240H228ZM232 241V243H235V242H233ZM35 242V243H34ZM100 242V241H99ZM111 242H113V240L111 241ZM125 242V247L126 246H130V245H132V247L134 246V247H136V248H132L133 250L135 249V250H138L139 252L141 251L142 252V254L141 253H137V251H134V254H135V252H136V254H135V256L133 255V257H131L132 255H130L129 253H131L130 251L129 252H127V251H125L124 249H131L130 247H128V248H124V245H123V243ZM154 242H158V244H153ZM168 242V241H167ZM181 241H180V243L183 245V243H182ZM200 242V241H199ZM199 242H197L196 244H198ZM202 242V241H201ZM201 242L199 243L200 245H201ZM237 242V241H236ZM239 242V241H238ZM237 242V243H238ZM254 242V241H253ZM256 242H257V245L258 246H261V245H264V231L263 232H259V234L257 235V237H256ZM22 243L25 245V243L27 244L28 243V245H25V247H24V245H23V247H19V245L21 246L22 245ZM33 243V244H32ZM101 243V242H100ZM107 243V242H106ZM109 243V242H108ZM118 243V244H117ZM151 243V244H150ZM164 243V244H163ZM206 243H208V240H207V242ZM219 243V242H218ZM220 243H221V241H220ZM219 243V244H220ZM82 244H83V242H82ZM81 244V245H82ZM110 244V243H109ZM127 244V245H126ZM169 244H170V242H169ZM172 244L173 243H171L170 245L172 246ZM181 244H179V249H182V248H180V245ZM204 244V243H203ZM209 244V243H208ZM212 244V243H211ZM211 244H209V245H211ZM118 245V246H117ZM120 245V246H119ZM236 245V244H235ZM239 245V244H238ZM254 245H255V243H254ZM256 245V246H257ZM83 246V245H82ZM81 246V247H82ZM86 246V245H85ZM96 246V247H95ZM106 246V245H105ZM152 246V247H151ZM173 246H175V245H173ZM204 246H206V244H204L203 245V247ZM17 247H19V249H21V250H19V252L17 253ZM88 247V246H87ZM121 249H120V248ZM162 247H166L167 249L165 250V248H162ZM193 247V246H192ZM196 247V246H195ZM198 247V246H197ZM201 247V246H200ZM203 247H201L202 249H203ZM219 247H221V246H219ZM237 247V246H236ZM244 247V246H243ZM96 248V249H95ZM142 248V249H141ZM171 248H173V247H171ZM171 248H170V250H171ZM176 248H177V246H176ZM79 249V250H78ZM82 249H84V247L82 248ZM95 249V250H94ZM164 249V250H163ZM184 249V248H183ZM188 249V248H187ZM191 249V248H190ZM190 249H188V250H190ZM207 249H209V247L207 248ZM214 249V248H213ZM260 249V248H259ZM86 249H84L82 252L84 253V251H87ZM98 250V251H99ZM133 250H132V252H133ZM154 250V249H153ZM176 250V249H175ZM187 250V251H188ZM193 250V249H192ZM205 250V249H204ZM220 250V249H219ZM219 250H218V253H221V251L219 252ZM241 250V249H240ZM16 251V252H15ZM62 251H63V253H62ZM113 251V250H112ZM112 251H111V249L109 250V252L110 253H112ZM148 251V250H147ZM155 251V250H154ZM153 251V252H154ZM171 251H173V250H171ZM170 251V252H171ZM181 251H183V250H181ZM64 252H68L67 254H65ZM78 252V253H77ZM143 252L145 253V255L143 254ZM149 252H150V250H149ZM153 252H150V254L152 255V257H153V255L154 254H152ZM157 252V251H156ZM166 253V255L167 254H171V253ZM183 252H185V250L183 251ZM246 252V251H245ZM120 253H122L123 254V256L120 254ZM174 253V252H173ZM173 253L171 254L172 255V257H173ZM176 253V252H175ZM174 253V254H175ZM180 253V252H179ZM211 253H214V252H211ZM225 253H227V252H225ZM242 253V252H241ZM106 253H104V255H105ZM164 254H165V252H164ZM178 254V253H177ZM181 254V253H180ZM180 254H178V255H180ZM183 254V253H182ZM181 254V255H182ZM205 254V253H204ZM97 255H99L98 257H96ZM108 255V254H107ZM156 255V254H155ZM170 255V256H171ZM177 255V256H178ZM212 255V254H211ZM226 255V254H225ZM254 255H255V253H254ZM101 256V257H100ZM106 256V255H105ZM146 256V257H145ZM149 256V255H148ZM164 256V255H163ZM161 256L162 258H164V257H166V256ZM169 255H168V257H170ZM176 256V257H177ZM206 256V255H205ZM217 256V255H216ZM227 256H228V254H227ZM131 257V258H130ZM150 258H149V261H148V259H147V261L148 262H146L147 264H149V262H154L155 263V261L153 260L155 257H153V259H152V257L151 256H149ZM175 257V258H176ZM180 257V256H179ZM183 257V256H182ZM182 257H180V259L182 258ZM260 257V256H259ZM130 258V259H129ZM138 258V257H137ZM207 258V257H206ZM253 258V257H252ZM101 259V260H100ZM129 259V260H128ZM133 259V260H132ZM139 259V258H138ZM157 259H159V255H158V258ZM161 259V258H160ZM165 259V258H164ZM163 259V260H164ZM167 259H169V258H167ZM166 259V260H167ZM174 259V258H173ZM177 259V258H176ZM179 259V258H178ZM178 259H177V261H178ZM208 259V258H207ZM222 259V258H221ZM238 259H240V258H238ZM244 259V258H243ZM243 259H241L242 261H243ZM246 259V258H245ZM251 259V258H250ZM5 260V259H4ZM48 260V261H47ZM50 260V261H51ZM127 260V261H126ZM140 260V259H139ZM150 260H152V261H150ZM162 260V261H163ZM171 260H172V258H171ZM209 260V259H208ZM260 260V259H259ZM47 261V262H46ZM106 261V260H105ZM132 261V262H131ZM137 261V260H136ZM135 261V262H136ZM141 261V260H140ZM144 261V260H143ZM145 261H146V259H145ZM157 261V260H156ZM229 261V260H228ZM101 262H104V261H101ZM108 261H106V263H107ZM124 262V263H123ZM157 262H159V260L157 261ZM172 262H175L174 260L172 261ZM171 262V263H172ZM179 262H181V261H179ZM206 262H208V261H206ZM218 262V261H217ZM219 262H221V263H223L222 262V260L221 261H219ZM224 262H226V261H224ZM230 262V261H229ZM251 262V261H250ZM138 263V262H137ZM141 263V262H140ZM170 263V264H171ZM176 263V262H175ZM202 263V262H201ZM220 263V264H221ZM244 263V262H243ZM261 263V262H260ZM259 263V264H260ZM51 264V263H50ZM101 264H103V263H101ZM109 264V263H108ZM153 264V263H152ZM157 264V263H156ZM159 264V263H158ZM214 264V263H213ZM216 264V263H215ZM223 264H225V263H223ZM235 264V263H234ZM248 264V263H247ZM252 264H254V262L252 263ZM264 264V263H263Z\"/></svg>", "mask_w": 264, "mask_h": 264}, {"label": "rangeland", "instance_id": "rangeland-1", "mask_svg": "<svg viewBox=\"0 0 264 264\" xmlns=\"http://www.w3.org/2000/svg\"><path fill=\"white\" fill-rule=\"evenodd\" d=\"M63 1V0H62ZM73 1H76L75 3H77V1H82V3L80 2H78V4H80V6L83 4V3H85L86 5H88V7L85 5V4H83V6L80 8V11H82L83 12V10H84V8H85V11H86V9H88L90 6H89V3L91 2V0H88V1H90L89 3H87L88 1L87 0H72L71 2H73ZM84 1V2H83ZM117 1V0H116ZM115 1V2H116ZM122 1V0H121ZM121 1L120 2H118L117 1V3L118 4H116L115 3V5H114V9L116 10V11H120V12H122V10L124 9V8H128L126 11H128V12H126L125 11V9L123 10V14H124V16L122 15V17H118L117 19V21H118V23L117 22H112V23H114V25L112 24L111 25V31L114 33V34H116V35H118L119 37H120V34H121V36H122V31H121V33H120V30H121V26H123V24H124V26L122 27V30L124 29V27L128 30H123V34L125 35V38L127 39L126 41L124 40L123 41V45H126L125 47L129 50V49H133V50H135V49H137L139 46H141V45H146L147 44V42L148 41H150V40H152L153 38H154V36L156 35V31H158V29H159V27H158V25L160 24V23H162V25L164 24H166L167 22H164L165 20H163V18L162 17H165V16H162V17H160L161 19H158V17H155V19L154 18H147L146 19V21H145V19L144 20H142L141 18H140V15H139V12H141V11H139V7H138V5H140V2H139V4L137 5V3L138 2H136L135 1V3L133 2V0H123L122 1V3H121ZM126 1H127V3L130 5V7H131V5H132V7L129 9V5L127 6L125 3H126ZM137 1H140V0H137ZM141 1H144V0H141ZM149 1V0H148ZM204 1L205 0H198V1H196V2H194V3H190V4H192L191 6H189V5H186V7L188 6V12L189 13H191L192 11L194 12V10L195 9H197V8H199L198 6H200V4L201 3H199V2H202V4L204 3ZM51 2V0H41L38 4L39 5H36L35 4V7H34V11H33V13H34V15H36V17H37V19H39V18H41V17H43V16H45L44 14L46 13V8H47V4H49ZM64 5H61L58 9H56V11H58L57 12V14H55L56 12L54 11V15H53V17L54 16H56V17H54L53 18V24H60L61 22L60 21H62V20H64L65 18H67V16L72 12V10L73 9H71V3H69L70 1H67V0H64ZM145 2V1H144ZM143 2V3H144ZM43 3V4H42ZM63 3V2H62ZM74 3V2H73ZM125 4L126 5V7H125V5H122V4ZM131 3V4H130ZM142 3V2H141ZM184 3V2H183ZM197 3H199L198 5H197V7H196V4ZM66 4H69V5H66ZM121 6H120V5ZM134 4H135V6H134ZM147 4V2L145 3V5ZM85 5V6H84ZM144 5V4H143ZM144 5V6H145ZM68 6V7H67ZM116 6V7H115ZM119 8H118V7ZM123 6V7H122ZM135 8H134V7ZM142 6V5H141ZM143 7V6H142ZM190 7V8H189ZM65 8V9H64ZM113 8V7H112ZM63 9V10H62ZM113 9V10H114ZM120 9V10H119ZM136 9H137V13H136ZM67 10V11H66ZM71 12H70V11ZM92 10V9H91ZM141 10V9H140ZM198 10V9H197ZM8 11V12H7ZM196 11V10H195ZM12 12H14V10H10L9 11V9H4L3 10V12L0 14V16L1 17H4V18H6V17H8V16H10V14L12 13ZM82 12H81V14H82ZM87 12H91L90 11V9L89 10H87L86 11V13ZM119 12V13H120ZM192 12V13H193ZM80 13V12H79ZM126 13H127V15H126ZM129 13V14H128ZM39 15V16H38ZM67 15V16H66ZM120 16H121V13H120ZM39 17V18H38ZM124 17L126 18V19H124ZM142 17V16H141ZM157 18V19H156ZM120 19V20H119ZM121 19H123V20H121ZM166 20H167V17L165 18ZM116 20V19H115ZM125 20H127V21H125ZM140 20H142V21H140ZM149 20V21H148ZM85 22L84 20H79L78 19V22L80 23V24H78V22L76 23V24H78L76 27H78V28H75V31L78 29V32H77V34H82L83 32H82V30L83 31H85V29L87 28V27H85V26H87V24H88V22L86 21L85 22V24L83 23V24H81L82 22ZM114 21V20H113ZM119 21H120V23H119ZM60 22V23H59ZM63 22V21H62ZM126 22V23H125ZM127 22H129V24L127 23ZM141 22H143L142 24H141ZM145 22V23H144ZM160 22V23H159ZM164 22V23H163ZM105 22H103V24H104ZM115 23H116V25H115ZM136 23H137V25H136ZM106 24V23H105ZM125 24L127 25V26H125ZM118 25V26H117ZM133 25H135V26H133ZM102 28L103 27H105V25L104 26H101ZM115 27H117L118 29H120V30H118L117 28H115ZM138 27V28H137ZM142 27H143V29H142ZM113 28L115 29V30H113ZM135 28V29H134ZM145 28V29H144ZM158 28V29H157ZM132 29V30H131ZM137 29H139V31L137 30ZM157 29V30H156ZM160 29H161V27H160ZM116 30H118V31H116ZM79 31H81V33L79 32ZM126 31V33H124ZM130 31V32H129ZM160 31V30H159ZM30 32V31H29ZM34 31H32V32H30V33H33ZM116 32H119V33H116ZM129 35H128V34ZM141 33V34H140ZM159 33V32H158ZM144 34H145V36H144ZM155 34V35H154ZM45 35V34H44ZM43 35V37L41 36V35H39L40 36V38H44L43 40H46L47 39V41H43V43L45 44H41V40L40 39H38V41H37V44H36V46L35 47H31L30 49L31 50H29V52H27V54L28 55H30V54H33V57L32 56H29V60H30V58H31V60L33 61V60H35L36 59V57H38L39 59L41 58L40 57V55H41V52H42V58H43V60L46 62H42L43 60L41 59V62H42V64L44 63V65H42L41 63H40V60H37V61H39V63L41 64V67H43L44 68V66H46V65H48L50 68H51V70L52 69H54V67H55V71L54 70H50V72H49V75L48 76H50V77H52L51 75H53L51 72H56V73H58L60 70H61V68L59 67H57V65L55 64L56 63V61H55V59H56V55H53V54H55L56 52L55 51H59V50H61V49H63V50H66V47H67V50L68 51H71V52H73V54L75 53V55L78 53V55H80V57L78 56V55H74L75 56V58L77 57V58H80L81 60H83L84 58H85V56H86V54H87V52H86V47H85V45L82 47V45H83V43L82 44H80V47L83 49H86V50H80L81 48L78 46V45H75V44H77V42L76 41H72V43L73 42H76L75 44H71V46L72 47H75V50H77V48L79 49V50H77V51H75L74 50V48H73V50H72V47L70 46V44L68 43V42H64V39H62L61 38V40H63V41H61V40H58V38H57V40L60 42V43H58V41H52V40H55V39H52V40H50V37H48L49 35H45L46 36V38H45V36ZM124 35L122 36V37H124ZM128 35V37H126ZM138 35V36H137ZM147 35V36H146ZM118 36H115L116 38H114L113 37V39L111 40H109L110 41V43L109 44H111V45H109V46H111V47H109L110 48V50H111V48L114 50V48H115V50L114 51H117V50H119L121 47L119 46L122 42H117V37ZM129 36H130V38H129ZM139 36H140V38H139ZM121 37V38H122ZM144 37V38H143ZM54 38V37H53ZM100 38V37H99ZM99 38L98 39H92V41L90 42V44H92V43H100L99 41ZM129 38V39H128ZM135 38L137 39L136 41H135ZM59 39H60V37H59ZM101 40L103 39V38H100ZM124 38H122V40H123ZM130 39H131V41L133 42V43H135V45L130 41ZM146 39H148V40H146ZM96 40V41H95ZM113 40H115L116 42H114ZM119 40H121V39H119ZM118 40V41H119ZM143 40V41H142ZM144 40H146L145 42H144ZM39 41H40V43H39ZM49 41H51V43L49 42ZM104 42H107V41H105V40H103ZM103 41H101V43H103ZM129 41V42H128ZM135 41V42H134ZM138 41V42H137ZM46 42L48 43V44H46ZM53 42V43H52ZM79 42H81V41H79ZM78 42V43H79ZM63 43V44H62ZM125 43V44H124ZM127 43V44H126ZM128 43H130V44H128ZM132 43V44H131ZM136 43H137V45H136ZM140 45H139V44ZM142 43V44H141ZM39 44V45H38ZM42 45V48L44 49H42L40 46ZM57 44H60V45H57ZM62 44V45H61ZM112 44H115L114 46L112 45ZM132 47H131V46ZM39 48H38V47ZM59 46V47H58ZM61 46H63V48L61 47ZM134 46V47H133ZM135 46H137V47H135ZM47 47V48H46ZM61 47V48H60ZM119 47V48H118ZM35 48V50H33ZM36 48H38L39 50L37 51V49ZM57 48V49H56ZM116 48H118V49H116ZM124 48V47H123ZM42 49V50H41ZM46 49V50H45ZM126 49V50H127ZM33 50V51H32ZM48 50V51H47ZM132 50V51H133ZM151 51H150V53L153 51V49H150ZM35 51V52H34ZM53 51V52H52ZM81 51H82V53H81ZM112 51V50H111ZM155 51V50H154ZM153 51V52H154ZM38 52H40L39 53V55H38ZM55 52V53H54ZM77 52V53H76ZM129 52L131 53V55H130V53L128 54V55H130V57H131V59H132V52L129 50ZM156 52V51H155ZM162 52V51H161ZM30 53V54H29ZM37 55H36V54ZM43 53H45V54H43ZM93 53H95V52H93ZM97 54H100L101 52H96ZM160 53V52H159ZM158 53V54H159ZM52 54V55H51ZM134 54V53H133ZM148 54V53H147ZM156 54H157V52H156ZM167 53L165 52V55H166ZM36 55V56H35ZM148 55H150V54H148ZM162 55H164L163 53H161V55L159 54L157 57L160 59V57L162 58V57H164V56H162ZM44 56V57H43ZM55 56V57H54ZM96 56V54H94V58H96V60H91L92 62L94 61V64H92V62L91 61H89L91 64H92V66H97V68L98 67H101L102 65H104V62H106V60H107V58H104L105 56H103V53L101 54V55H97V56H100V57H98V58H100V59H98L97 58V56ZM103 56V57H102ZM53 57H54V59H53ZM130 57H128V58H130ZM134 57V56H133ZM166 57V56H165ZM185 58H186V56H184ZM34 58V59H33ZM93 58V59H94ZM183 58V57H182ZM80 59H77L78 60V64H80V62H81V60ZM134 59V58H133ZM133 59L131 60V63H133L132 61H133ZM57 60V59H56ZM79 60H80V62H79ZM36 62V61H35ZM127 62V61H126ZM129 62H130V60H129ZM129 62H127V63H129ZM28 63V67L25 65V66H23V67H25V69L24 70H26L27 72H25V73H28V71L30 70V72H29V74H27V75H32L31 77V80L30 81H28L29 82V84H30V82L32 83V84H30V86H29V84H28V82H26V83H24L21 87H24V88H21V92H19V94L17 95V97H16V100H14L13 102H15V103H13V102H7V104H5V106H0V116L2 117H0V120H4V119H8V117H9V115L10 114H12V115H10V117H9V119L8 120H10V122H7V124L6 123H4V122H6V120H4V122H2V121H0V123H2L1 125H3V124H5V127H3L2 129L4 130V128L6 129V127L7 128H9V126H8V123H9V125H10V128H12V129H8V132H6L5 133V131L4 132H2V134L3 135H1V133H0V135H1V138H2V140H1V138H0V149H2V151L4 152V150L3 149H5V151H7V150H9V148L13 145V143L14 142H17V141H19V140H21L22 139V137H24L29 131H31V130H33L34 128H35V124L32 122L33 120H31V125H29L30 123H29V121H30V119L33 117V118H35V119H37V116L38 115H36V116H32V114H29L27 111H28V107L30 108V106H26V101L29 99V98H31L32 96H33V94H34V92L36 91V89H37V87L38 88H42L43 86L44 87H47L45 90H44V93H46V98H44L45 100V102L43 103V105L45 106V103H46V106H50L49 108H51L53 105H54V103H56V102H59L60 100H59V97H62V95H63V93L65 94L64 95V97L66 96V94H70V95H72L73 93V95H75L77 98H75V96H74V100L73 99H71V98H73L72 96H71V98H69L70 97V95H67L66 97L68 98V99H70V100H72L71 102H70V100L68 101V104L65 102V103H62V104H64V105H62V104H60V105H58V103L56 104V106H58V107H60L59 109H57V111L58 112H60L61 111V115H60V113H59V117L57 118L58 120H60V122L57 120H55L56 121V123L54 124V122H53V124H52V126L49 128L50 130H51V134L49 133V135H50V137H51V139H52V143L50 142V143H48V145H47V143L46 144H42V146L40 147H36L38 150H40V149H42V148H45L46 147V149L48 150V152H47V150H46V153L44 152V151H42V154L43 155H40L41 153L35 148L34 150H31V153L29 152L28 153V151H27V153L26 152H24V153H22L21 155H20V157H22V160L25 162V163H23L22 164V162L23 161H20L21 163H20V165H27L26 167H34V166H36L38 163H39V161H44L43 162V164L44 165H47L48 167L50 166H54L53 168L51 167V171L50 172H48L47 174H46V176H44L41 180H40V183H39V181L38 182H35L36 180L35 179H37L36 177H34V176H31V177H29V175L28 176H25V175H27V174H25V175H23V177H19L18 179H20V178H22L20 181H18L17 179V181L18 182H16V185L15 184H12L13 182L15 183V181H13L10 185L13 187V185L15 186V191H17L16 193H20L19 195H22V197H24L25 195H27L28 193H31V191L33 190L34 191V195H33V198H32V200L31 201H29L28 203L27 202H24L23 204L24 205H22V204H19L20 206L19 207H21V205H22V207H23V210L24 211H27V209L26 208H28L29 209V212H30V210L32 209V208H41V209H43L44 207H48V205L51 203L49 200H51V199H48L49 197H50V194L49 193H47V191L48 192H50L51 190H52V192H55V193H57L58 192V190H60L61 191V189L63 188V190L62 191H64V189L66 188V187H68L67 188V190H69L70 188H72L73 186V188H75L76 187V185H77V181L76 180H80L81 178L82 179H84L85 178V176H86V178H85V180H88V179H90L91 181H93V179L94 178H96L95 180H94V182H93V185H91L90 186V190H91V187L93 188V190L94 191H97L98 193H99V191H101L102 189H104L106 186H107V183H111V182H109V180L110 181H114V179H112L111 180V178L109 177V176H115L114 178H117L118 179V177H119V179H120V177H122L123 175H125L126 177H128L129 175H131V174H133V175H131L130 177H132V178H130V177H128L127 179H130L131 181H133V182H131L130 180V183L129 184H133V185H131V187L133 186L134 188H129V189H127V187H129V186H126V187H124V186H121V187H124L123 189H121V187L119 188L120 189V191H117V193H118V195L116 194V196H119L118 197V199H114V200H116V201H112L111 203H113L111 206H109V207H107L106 209L104 208V210H106L105 212L107 213H104V212H102V213H104L103 215H99L98 213L99 212H97L96 213V218L97 217H99V219L100 220H97L95 217H94V215H95V213H94V211L93 212H91V213H94V215L93 214H91L90 213V211L91 210H88L89 211V213L91 214V216L93 215V217H89V215L90 214H88V211H86L87 209H89V208H91V207H89V208H87L88 206H89V204H88V206H85L86 204L84 203V206H82V205H79V209H80V207H83L80 211H83V210H85L86 211V213L88 214V217H89V219H87L86 217H87V215H82V213L84 212H82L81 214H80V219H79V217L77 216V212L79 213L80 211L79 210H76V209H78V206L77 207H75L74 208V210L76 211V213L75 212H73L74 214H76V216H77V218H72V219H75L74 220V222L72 223V222H70V225L69 226H67L66 225V230H65V232L66 233H68V232H70V231H68V230H73V229H75V227L77 226H80V228H81V226H83L84 227V229L86 228V226L87 225H90V227H92V228H89V226H87V229H85V230H83V228L82 229H80L79 231H80V233H81V235L80 236H82V238H83V236H85V235H91V236H86L87 237V239H86V237H84L83 239L84 240H82L81 241V243L79 244L80 245V250L78 251L80 254H79V256H76L77 257V259H80L81 258V256H82V254H83V258H81L80 259V261H82V260H86V259H88V258H86L87 256H85V254L87 253L88 254V251L89 250H87V249H89L90 248V245L92 244H94V243H96V245H97V247H98V245L99 244H101V245H103V244H105V245H103V246H100L99 248H103L104 250H99V249H97L95 252H93L94 254L97 252V254H98V252H99V254L101 255V253H102V251H106L107 249V251H108V253L107 252H104V253H106L105 255H104V253H102V255L101 256H103L102 257V259L104 258H107V256H110L111 254H113V253H116V252H118V251H120L119 249H117L118 251H116V249H115V245L113 246L112 245V247H114V248H110L111 249V251H112V253H110L109 252V248H108V246L107 245H111V243L113 244L114 242H116L113 238V236H116V235H112L111 236V234H110V232H108V235H106L107 233V228H108V226H113L114 224V226L113 227H115V226H118L116 229L118 230V228H119V230H120V228H121V230L124 232V231H126V233L127 232H129V231H127L128 230V227H129V225L130 226H132V224L134 223H136V225H137V223H138V227L135 225V227H137V229L136 230H138V229H144V228H142V226H144L145 227V224H147V221L148 220H151V221H153L154 219L157 221V223H159L158 224V226H157V223H155L156 224V226H155V224L153 223L152 225H154L156 228H158L159 227V229H161L162 228V230H159V231H157L155 228H154V226L152 227L154 230H156V234H157V232L158 233H160V231H161V234H162V236H161V240H159L160 238V234L158 235V239H157V235H154L153 234V236H155L154 237V241L155 240H158V242L160 241V243L159 244H161V242L164 240H166V242H165V245H167V248H168V246H169V248H168V252L167 251H163V252H161L162 251V249H160V252H159V249L158 248H151L150 249V247H149V249H142V251L144 250V252L146 251V252H148V253H146L147 254V257L148 258H142L141 259V257L143 256H139L140 254H136V252H135V254H136V260H133V263H131V264H147L146 262H148L149 261V256H151L152 257V255L150 254V252H153L154 250V252L152 253V254H154L153 255V257H155L154 259H153V257H152V259L155 261V263L154 262H149V264H170L173 260L176 262H172L171 264H220L221 262H219V261H221L222 260V262L223 263H225V264H252L253 262H254V264H259L260 262V264H263L264 263V245H261V246H258L257 245V242H256V237H257V235L259 234V232H263L264 231V226L262 227V225H264V223H263V221H264V216H262V214H264L263 212H262V210H261V214H255V216H254V212H253V218H251L250 217V215L249 216H247L249 213H251L252 214V212H249L250 210H254L255 212H259V210L261 209V208H264V206L262 207L261 205H259V203H260V201L262 200L261 198L263 197V201H261V204L262 203H264V154H263V152H264V143H263V141H264V121H262L261 123H260V121H256V120H253L254 118L256 119V117H257V120L260 118V116L262 115V116H264V94H260V93H264V92H258V95H257V93H251V94H242V95H239V96H235V94L233 95L232 93H226V91L224 90H222L221 88H219V89H221V90H216V89H218L217 87H215L216 85H217V83H210V84H206V85H204V87L202 86V91H198L197 89H199V88H201V87H199L198 88V84H200V83H198L197 84V82H199V81H201L200 80V77H198L199 79V81H197V78H195L194 77V75H193V78H195V80L194 79H192V80H194V81H192V80H189V81H192V82H194V83H192L193 84V86L194 85H196L197 87L196 88H193V92L190 90V92L191 93H188V92H186V91H184L183 93H188V94H190L189 96H192L191 98H189V97H185L186 95H184V97L185 98H187L188 99V101H187V99H184L183 100V96H182V98L180 97V95H179V97L181 98H179L180 99V101L179 102H177V104L175 103L176 101H177V99L175 98V104L177 105H175L174 104V106H173V104H172V106L171 105H169V107L171 106L172 108L173 107H175V109L177 110V108H178V105H180L181 106V104H182V107L183 108H185V109H183L182 108V110L183 111H181V109H180V111L181 112H183L182 114L180 113V111H177L176 113V115L174 114L175 112V109H174V111H173V109H171V108H169V109H167V110H169V113L170 114H172L171 113V111L172 112H174L173 113V115H166L165 117L167 118V117H170L172 120H173V122H174V119H175V123H173L172 122V124L170 123L171 121L169 120L168 122L171 124H169V126H168V124H167V126H166V124H164L165 125V127H163L162 129L160 128V129H157V127H161V123L163 124L164 122H158V121H163V119H165V117H164V115L168 112L167 110H165L164 109V111H166V112H164L163 114H162V112L160 113V114H162L163 115V119H160V120H158L159 119V117L161 118L162 117V115H160V116H157V115H159V114H157L156 115V113H158L160 110H158V111H156L155 109H154V107H156V106H154V105H152V107H153V109H154V112L156 111V113H155V115H156V117H158V123H160L157 127H156V124H158L157 122L155 123V121H156V119H154V124H155V126L153 125L152 126V123H153V121H151V126H152V128H151V130L153 129V127H156L155 128V130L153 131L154 133H155V131H156V129H157V132L154 134V136H156L155 138L156 139H158L159 141H160V143H158V140H156V139H154V136H153V139H152V137L149 135V136H146L143 140L145 141V142H143V140H141L140 142H137V143H135V145L134 144H128V145H132L133 146V148L134 147H136L137 145H139L140 147L142 146V148L141 149H146L145 151H146V154H147V156L146 155H144V153H145V151L143 152V154H142V158L141 159H144V157L143 156H146V158H145V160L146 159H148L149 158V160H151V161H153V162H155L156 163V161L157 160H159V159H157V158H159V157H157V156H155L156 155V153H154V152H157L158 151V149H163L164 147H165V142H170V141H172V140H174L175 139V137H176V134L178 135V132H182V131H180L181 129V127H182V130L184 129L183 127H185V129H184V131H185V133L186 132H189L186 128H189L188 126L189 125H192L193 126V124L191 123V121H194L192 118H194L195 119V123L196 122H198V120H199V118H202V120L203 121H201V120H199V121H201V122H198V123H200V124H202V122L203 123H205V124H202L203 125V127H201L202 129H204V126L205 125H211L210 127L212 128L213 126H217V128L218 127H223V125L225 124V125H228V126H226V128H224L225 130H226V133L228 132V136L230 137V138H228V139H226V137H228V136H224V134L225 135H227L226 133H224L225 131L223 130H218V129H216L217 131H219V132H221V134H222V136L219 134L217 137H219V139L220 140H222L221 142L219 141V142H217V145L216 144H214V146H213V141L215 140L216 141V139H218V138H214V136L216 135V133L214 134V132L213 133H209L208 134V132H207V134H205L204 136H209L210 134L212 135V138L211 139H213L212 140V144H210L211 143V141H209L208 143L211 145V148H209V147H207V144H205L206 145V148H208V149H211V151H209L208 149V151L209 152H211L212 153V155H211V153H209V152H204L205 150H206V148H205V146H204V151H203V153H205L206 155H204V154H200V153H196V159H195V156L193 157V159H195V162H194V160H192V158H191V161L190 162H188L187 160H188V158H186V156H188L189 157V155H187L186 154V156L184 157L183 155V157L182 158H186V160L185 161H187L186 163L188 164V163H190L189 165H187V166H183V163H184V160L181 158V160L180 161H183V163L182 164H180L179 166L182 168H180L179 167V169H181V170H178L177 169V171L179 172V171H183V167H186V168H184V171H185V169H189L190 167L192 168L193 167V170L191 169H189L188 170V173L186 172V174H184V171H183V174H182V176L184 177V179L183 180H189L190 182H187V181H185V182H187L188 184H185V182H184V184H185V186H184V184H183V186H184V188H182V190H180V192H181V194H180V192L178 193V196L177 195H174L173 193V195H172V198H174V199H172V200H168V198H167V201H166V199H163L161 196H163V193H164V195H165V193L167 192L166 190H168V189H166L165 191L166 192H164V191H162L161 192V194L160 193H158L157 195L158 196H154L153 194H155L154 193V190L152 191V189L153 188H150V187H152L151 185H152V183H153V181H155L156 182V179H158L159 180V178H157V177H154V171L156 170V172L157 173H160L159 175H158V177H161L162 175L163 176H165V172L164 171H162V168L164 169H167V171H169L171 168H173V169H175V168H178V167H171V163H170V166L169 167H171L170 169H168L166 166L167 165H169V163L167 162V161H165L164 159H163V161L165 162V165H161V162L159 163L158 161H157V164L155 165V163H153L152 162V164H150L149 162L150 161H148V160H146V162H144L145 160H141L140 159V155H139V157H138V160H137V156H138V152H139V150L138 149H136V153L135 152H133L132 150H134L135 151V149H133L132 148V146H129V148L127 147L126 149H127V151H124V152H126V154H129V152L131 153V151L133 152L132 154H133V158H132V163H133V165H131L132 163H131V158H129L128 159V161L127 160H124V162L126 161V163H121L122 164V166L121 165H119L120 163V161L121 160H119L118 161V159H114L115 157H114V153H115V151H113L112 153H111V149H113V148H110L109 149V145H106V144H101L100 145V143H109V144H113L114 145V143H113V140L110 142V141H107V139L108 140H110L109 139V137L110 136H106L107 138H105V137H102V138H104L105 139V141L103 142H101L100 141V143L98 144V138L99 137H97L98 136V134H94V135H97L96 136V138H94V140L95 139H97L96 140V142L93 140V138L91 137V135H93V134H91V132L93 131V129H92V131H87L86 129L88 128L87 126H89V125H87V124H85V126H86V129H85V127H84V124L82 125V122H83V120L81 119L82 118V116H83V118L85 117V115L87 116V117H90V116H92V115H94L95 114V116H97V114H99L100 112L99 111H101V114L99 115V117H101V115L103 116V114L102 113H105L104 114V116L103 117H106V119L108 120V119H110L111 118V113L109 112V111H111L113 108H115L116 106H119L118 108L120 109V110H122V108H124V106H125V110L127 111V105L129 104V103H127V100L128 99H130L129 101H133L134 99V101H136L137 100V102H134L133 101V103H135V106L137 107L138 105H136L137 103H139L138 101H140L142 98H145V94H143V95H141L140 94V90L139 89H141L142 91H144L145 90V88H146V91H144V92H147V87H149L150 85L148 84V83H146L147 81L149 82H153L154 80L155 81H157L160 77H158V74L157 73H154V72H152L151 70L152 69H150V68H148V69H150V71H151V73L149 72H147L145 69L143 70V73H141L140 74V76L139 77H141V78H144L145 77V81L147 80V78L146 77H148L149 78V76L151 77V79H153L152 81L151 80H147L145 83L146 84H148L147 86L146 85H144L145 86V88H144V86H142V82L144 81L143 79L141 80V79H139L138 80V74L137 75H134V74H128V71H126L127 72V74L128 75H130V77L132 78H130L127 74H125V76L127 77V82H128V84L126 83V78H123L125 81V84L126 85H124V83H123V81H121V84L120 83H117V82H115V83H117V86H118V84H120L121 86H124L125 88L127 87V89L124 91V92H121V89H122V87H121V89L119 88L120 87V85H119V87L117 88L116 87V85L114 84V81H112L111 80V78H112V76H114V75H111L110 77H109V79H107L108 77H104L103 76V80L101 79V78H97V79H93L92 80V83H94L93 85H91L92 83H91V80L88 82L87 80L85 81L83 78L84 77H80V75L79 74H81L82 73V71L84 72V69H85V71H86V68H84V67H86L85 65H81V66H79L80 68L78 69H73V70H71L72 72H69V73H66L65 74V77H62L63 75H60L59 77H58V75H55V73H54V75H55V77H53L52 79L50 78V77H48L47 75H46V77H45V79H43L44 77L43 76H41V75H36L35 74V68H36V70H39L38 68H39V63H38V66H36L37 65V62H36V64L34 63V62H31V64L29 63V61H27L26 62V64ZM126 63V64H127ZM131 63H129V65H131ZM33 64V65H32ZM134 65L136 64L135 62L133 63ZM17 65V66H16ZM18 63H15V64H13V66H12V69H14V70H17L18 69ZM30 65V66H29ZM54 67H53V66ZM124 65H125V63H124ZM133 65V66H134ZM32 66H36V67H32ZM82 66H84L83 68H82ZM127 66H128V64H127ZM29 67H31V68H29ZM27 68H28V70H27ZM56 68H58V69H56ZM126 68V67H125ZM128 68V67H127ZM130 68H132V66L130 67ZM83 69V70H82ZM133 69H134V67H133ZM132 69V70H133ZM147 69V70H148ZM57 70V71H56ZM82 70V71H81ZM125 70H127V69H125ZM130 70V69H129ZM131 70V71H132ZM155 70V69H154ZM34 72V74L36 75H33V72ZM80 71V72H79ZM120 71H122V69L120 70ZM131 71H129V73L131 72ZM133 71H135V70H133ZM132 71V72H133ZM144 71H146V73H144ZM155 71H157V70H155ZM32 72V73H31ZM76 72H78V73H76ZM124 72V71H123ZM125 72V73H126ZM131 72V73H132ZM142 72V71H141ZM50 73H51V75H50ZM70 73H71V75H70ZM117 73V72H116ZM119 73H121V72H119ZM136 73V72H135ZM138 73V72H137ZM38 74V73H37ZM76 74L79 76H77V78L75 77L76 76ZM124 74V73H123ZM143 74V75H142ZM75 75V76H74ZM133 75V76H132ZM145 75V76H144ZM154 75H157V77H158V79L157 78H155V76ZM34 76V77H33ZM37 76H39V77H37ZM57 76V77H56ZM66 76H70L69 78L68 77H66ZM122 76H124V75H122ZM143 76V77H142ZM177 76H179V74L177 75ZM187 76H191V75H187ZM35 77H36V79H35ZM41 77V78H40ZM50 78V79H48V78ZM62 77V78H61ZM47 78V79H46ZM72 78H74L75 79V82H78V83H74V86L73 85H70V84H72ZM104 78H106V79H104ZM129 78V79H128ZM135 78V79H134ZM188 78V77H187ZM33 79V80H32ZM69 79H71V80H69ZM136 79H137V81H139L140 82V84L138 83V82H136ZM150 79V78H149ZM157 79V80H156ZM9 80V79H8ZM8 80H7V78L5 79V81H4V83L3 84H1L3 81L1 80L0 81V86H1V88L3 87V89H1L0 88V93H3L4 91H5V89L7 90V88H8V86L9 85H7L6 86V84H11V83H13L15 80L13 79V81H12V79H10L9 80V83H8ZM63 80H66V81H63ZM69 80V81H68ZM77 80V81H76ZM80 80V81H79ZM122 80V79H121ZM132 80H134L133 82H131ZM187 80V81H188ZM117 81V80H116ZM119 81V80H118ZM130 81V82H129ZM154 81V82H155ZM159 81L161 82V81H165V80H161V78L159 79ZM159 81H157L159 84H166V82L164 83V82H159ZM6 82V83H5ZM11 82V83H10ZM88 82V83H87ZM135 82H136V84H135ZM157 82H156V84H157ZM43 83H45V85L43 84ZM70 83V84H69ZM91 83V84H90ZM122 83H123V85H122ZM150 83V84H151ZM196 83V84H195ZM26 84H28L27 86H26ZM37 84H39V85H37ZM111 84V85H110ZM137 84H139V86H136ZM155 84V85H156ZM211 84H213V85H211ZM41 85H43V86H41ZM69 85V86H68ZM75 85H76V87H75ZM89 85H90V87H89ZM128 85V86H127ZM163 85H161L162 86V89H161V86H160V89L161 90H163V88L164 87H166V86H164L163 87ZM5 86H6V88H5ZM71 86V87H70ZM74 88H73V87ZM87 86V87H86ZM92 86H95V87H92ZM141 86L143 87V89L141 88ZM156 86H159V85H156ZM155 86V87H156ZM200 86V85H199ZM213 86V87H212ZM43 87V88H44ZM83 87H85V88H83ZM89 87V88H88ZM111 87H112V90H111ZM114 87H116L115 89H114ZM124 87H123V90H124ZM140 87V88H139ZM151 87L153 88L154 87V85H153V83L151 84ZM154 87V88H155ZM214 87L216 88V89H214ZM5 88V89H4ZM34 88H36L35 90H34ZM40 88V89H41ZM63 88V89H62ZM75 88H78L77 90L78 91H76V89ZM152 88H151V90H152ZM153 88V89H154ZM170 88V87H169ZM205 88L207 89V90H205ZM209 88V89H208ZM66 89V90H65ZM67 89H69L70 91H72V93L70 92V91H68ZM82 89H83V91H82ZM86 89V90H85ZM134 89V90H133ZM149 89H150V87H149ZM166 89V88H165ZM212 89H214V90H212V91H215V92H212L211 90ZM38 90V89H37ZM54 90H56V91H54ZM63 90V91H62ZM117 90V92H114V91H116ZM122 90V91H123ZM136 90H138V91H140V92H138V91H136ZM150 90V92L151 93H154V96H151V97H154V98H160V97H162V95H163V91H161V96L159 97V94H160V90H159V87H157V88H155L153 91H151ZM195 90H197L198 91V93H196V91ZM207 91L206 93L204 92V91ZM211 92H210V91ZM1 91H3V92H1ZM43 91V90H42ZM68 93H67V92ZM88 91V92H87ZM208 91H209V93H211V94H209L208 93ZM222 92L223 91V94L222 93H218V92ZM47 92H48V94H47ZM50 92V93H49ZM59 92V93H58ZM70 92V93H69ZM96 92V93H95ZM125 92H127V93H125ZM157 92V93H156ZM159 92V93H158ZM168 91H166V93H167ZM179 91H177V93H178ZM182 92V91H181ZM203 93L204 95H202L201 93ZM33 93V94H32ZM80 93V94H79ZM94 93V94H93ZM112 93H114V95L112 94ZM120 93H122V95L123 94H125V95H123L124 97H122V95L120 94ZM142 93V92H141ZM148 93H149V91H148ZM171 93V92H170ZM169 92L167 93L168 95L170 94ZM194 93V95H192ZM224 93H226L225 95L228 97V99H227V97L224 95ZM58 94H60L59 96H58ZM79 94V95H78ZM112 94V95H111ZM120 94V95H119ZM138 94H140V95H138ZM147 94V93H146ZM174 94H176V92H174L173 93V95H172V93H171V96H173V98L171 99V101L172 100H174ZM181 95H183L182 93H180ZM187 94V95H188ZM196 94V95H195ZM212 94H214V95H212ZM221 94H222V96H221ZM254 94H255V96H254ZM19 95H20V97H19ZM78 95V96H77ZM127 95V96H126ZM129 95V96H128ZM138 95V96H137ZM149 95H151V94H149ZM148 95V96H149ZM155 95H156V97H155ZM168 95H166V97L168 96ZM199 95H200V97H199ZM202 95V96H201ZM205 95H208V96H205ZM211 95V96H210ZM229 95V96H228ZM251 95H252V97H251ZM49 96V97H48ZM69 96V97H68ZM81 96V97H80ZM136 96V97H135ZM141 96H143L142 98H140ZM148 96H147V100L149 99L148 98ZM158 96V97H157ZM210 96V97H209ZM218 96V97H217ZM222 97V100H223V102L222 101H220L221 100V97ZM48 97V98H47ZM65 97V98H66ZM151 97H150V100H151ZM165 97V98H166ZM175 97H176V95H175ZM195 97H196V101H197V104L195 105ZM203 97V98H202ZM205 97H207V98H205ZM213 97H217L218 98V102L217 101H214V102H217V103H214L213 102V100L215 99H212ZM225 97V98H224ZM237 97V98H236ZM240 97V98H239ZM247 97H249V99L251 100V99H253V100H247ZM260 97V98H259ZM19 98V99H18ZM81 98V99H80ZM114 98H116V99H114ZM131 98H132V100H131ZM167 98H169V96L167 97ZM166 98V99H167ZM171 98V97H170ZM198 98V99H197ZM209 98V99H208ZM211 98V99H210ZM234 98V99H233ZM18 99V100H17ZM25 99H27V100H25ZM76 99H79V100H76ZM91 99V100H90ZM140 99V100H139ZM153 99V98H152ZM162 98H160V100H154V102L156 101V102H162V103H164V98H163V100H161ZM178 99V100H179ZM190 99V100H189ZM192 99V100H191ZM202 99V101H200ZM204 99H206L205 101H204ZM245 99V100H244ZM256 99V100H255ZM22 100V101H21ZM25 100V101H24ZM82 100V101H81ZM114 100V101H113ZM150 100H148V101H150ZM210 100V101H209ZM215 100H217V99H215ZM21 102V104H20V102ZM75 101H78L79 103H75ZM110 101V102H109ZM128 101V102H129ZM143 101H144V99H143ZM145 101H146V98H145ZM148 101H146V102H148ZM166 101V100H165ZM168 101V100H167ZM181 101H183V102H181ZM191 101H194L193 103L191 102ZM198 101H199V103H198ZM207 101V102H206ZM209 101V102H208ZM213 103H212V102ZM228 101V102H227ZM230 101V102H229ZM253 101V102H252ZM25 102V103H24ZM43 102V101H42ZM61 102V101H60ZM84 102V103H83ZM113 102V103H112ZM141 102V101H140ZM145 102V103H146ZM169 102V101H168ZM191 102V103H190ZM201 102H205V103H207V105L208 104H211V105H209V108L210 107H212V104H213V107L212 108H214V110L212 109V108H210V109H212V111L211 112H213L214 113V116H211V114H210V116H206L205 117V115L204 114H201V112L203 113H205L206 114V112H209V111H202L203 109H204V107H201V106H203V105H206L205 103L204 104H201ZM221 102V103H220ZM249 102V103H248ZM256 102V103H255ZM262 102V103H261ZM22 103H24L23 105H25L26 106V109L24 108L25 106H23L22 105ZM72 103V104H71ZM81 103V104H80ZM133 103H131L132 105H133ZM167 103V102H166ZM165 103V104H166ZM172 103H173V101H172ZM240 104V103H242V105L240 104V107H242V108H240L239 107V105L238 104ZM246 105L247 104V106L248 107H250L249 109H248V107L247 106H245L244 107V104ZM251 103L253 104V105H251ZM15 104H17V105H15ZM20 104V105H19ZM48 104V105H47ZM67 104V105H66ZM79 104H80V106H79ZM142 104H144V102L142 103ZM169 104H171V103H169ZM218 106H217V105ZM4 105V104H3ZM71 105V106H70ZM74 105V106H73ZM104 105H106V106H104ZM115 105V106H114ZM146 104H144V106H145ZM155 105H160L161 106V104L159 103H155ZM163 105V104H162ZM192 105H193V107H192ZM198 105H200V106H198ZM220 105V106H219ZM224 105V106H223ZM55 106V105H54ZM142 106V105H141ZM147 106V105H146ZM166 106V105H165ZM167 106H168V104H167ZM179 106V107H180ZM197 106V107H196ZM214 106H216V108L217 109H215V107ZM255 106V107H254ZM263 106V107H262ZM8 107V108H7ZM15 107V108H14ZM58 107H56V108H58ZM113 107V108H112ZM134 107V106H133ZM135 107V110L136 109H138V108H136ZM177 107V108H176ZM224 107V108H223ZM236 107H238V108H240V109H238V108H236ZM253 107V108H252ZM259 107V108H258ZM262 107V108H261ZM13 108H14V112H15V114H16V116L18 117H16L15 115H14V113H11V112H13ZM19 108H20V111H19ZM23 108V109H22ZM45 108V107H44ZM72 108V109H71ZM112 108V109H111ZM129 108H130V106H129ZM128 108V109H129ZM142 108V107H141ZM148 108V107H147ZM186 108H189V109H187L186 110ZM194 108H195V111H193L194 110ZM200 108H203V109H200ZM229 108V109H228ZM257 108V109H256ZM17 109H18V111L19 112H16L17 111ZM31 109V108H30ZM46 109H48V108H46ZM61 109V110H60ZM106 109V110H105ZM111 109V110H110ZM117 109V108H116ZM133 109V108H132ZM152 109V110H153ZM163 109V108H162ZM171 109V110H170ZM193 109V110H192ZM206 109H207V107H206ZM231 109V111H233L234 109V113L235 114H237L236 115V118H235V114L234 115H232L233 114V112L232 113H230V112H228L229 110ZM245 109V110H244ZM22 110H23V113H22ZM60 110V111H59ZM90 110H91V112H90ZM93 110V111H92ZM107 110H109V111H107ZM134 110V112L135 113H137L138 111L136 110L135 111ZM141 110H143V108L141 109ZM149 110H151V108H149ZM149 110H147V115L149 114ZM179 110V109H178ZM186 110V111H185ZM199 110V111H198ZM201 110V111H200ZM205 110V109H204ZM209 110V109H208ZM237 110V111H236ZM30 111H32V109L31 110H29V112ZM125 111V112H126ZM144 111L145 110H143V115L146 113H144ZM162 111V110H161ZM191 111H193V113H192V116H190L189 117V115H191ZM216 111V112H215ZM225 111L226 112H228L227 114H229L230 113V115H228L229 116V118H231L232 117V120L230 119V121H229V123L231 124L233 121H234V123H232L231 125L230 124H227L228 122V120H224L225 122H223V120H222V118L224 119V117H225ZM261 111H262V114L260 115V113H261ZM26 112V113H25ZM90 112V113H89ZM99 112V113H98ZM107 112V113H106ZM108 112H109V115H108ZM122 112H123V110H122ZM129 112V111H128ZM127 112V113H128ZM132 112V111H131ZM130 112V113H131ZM186 114H185V113ZM255 112V113H254ZM27 113H28V121L26 120V119H22V118H27L26 117V115H27ZM42 113V112H41ZM41 113H39V115H42ZM87 113H88V115H87ZM133 113V112H132ZM134 113V114H135ZM139 113V112H138ZM141 113H142V111H141ZM153 113V112H152ZM151 113V114H152ZM178 113L181 115V117H180V115L178 116ZM196 113H200V114H197L198 115V117L197 116H195L196 115ZM8 116H7V115ZM20 114V115H19ZM38 114V113H37ZM65 114V115H64ZM67 114V115H66ZM82 114V115H81ZM91 114V115H90ZM123 114H124V112H123ZM185 114V115H184ZM259 115V116H255V115ZM19 115V116H18ZM24 115V117H22V116ZM63 115V116H62ZM106 115V116H105ZM125 115V114H124ZM138 115V114H137ZM137 115H135V116H137ZM140 115L141 114H139V117H140ZM142 115V116H143ZM154 115V114H153ZM187 115H188V117H187ZM203 115H204V118H203ZM208 115V114H207ZM224 115V117H222ZM232 115V116H231ZM7 116V117H6ZM13 116H14V118H13ZM108 116V117H107ZM145 116V115H144ZM150 116V115H149ZM152 116V115H151ZM175 116H178V118H176ZM201 116V117H200ZM234 116V117H233ZM254 116V117H253ZM3 117H4V119H3ZM22 117V118H21ZM31 117V118H30ZM40 117V116H39ZM64 117H66V118H64ZM110 117V118H109ZM138 117V116H137ZM152 117H154V116H152ZM172 117H174V118H172ZM259 117V118H258ZM11 118H13L14 119V121H13V119H11ZM20 118H21V120L23 121L24 120V122H22L21 120H20ZM32 118V119H33ZM76 118V119H75ZM86 118V117H85ZM132 119H133V117H131ZM182 118V119H181ZM187 118V119H186ZM196 118H197V121H196ZM206 118V119H205ZM226 118H228V117H226ZM228 118V119H229ZM234 118H235V120H234ZM251 118H253V119H251ZM62 119V120H61ZM63 119H64V121H63ZM91 119V118H90ZM128 119V118H127ZM152 119V118H151ZM168 119V118H167ZM167 119H165L166 121H167ZM180 121H179V120ZM189 119V120H188ZM20 120V121H19ZM131 120V119H130ZM220 120V121H219ZM222 120V121H221ZM241 120H243V121H241ZM247 120V121H246ZM249 120H251L252 122H250ZM62 121H63V123H62ZM69 121V122H68ZM72 121V122H71ZM127 121H129V120H127ZM127 121H125V127H126V125H127ZM134 121H136V123L139 121H137V119L136 120H134ZM133 121V122H134ZM165 121V122H166ZM184 121V122H183ZM187 121V122H186ZM241 121V122H240ZM17 122L19 123L20 122V124H22V125H20V124H17ZM28 122V123H27ZM58 122V123H57ZM68 122V123H67ZM77 122H78V125H77ZM105 122V121H104ZM122 122V121H121ZM131 122L132 121H129V123H128V126H129V124L131 125ZM209 122V123H208ZM218 122H222V123H224V124H222V125H220ZM227 122V123H226ZM244 122V123H243ZM255 122V123H254ZM108 123V122H107ZM135 123V122H134ZM132 124L131 126H135V124ZM167 123V122H166ZM179 123V126L177 125ZM191 123V124H190ZM194 123V122H193ZM195 123H194V125H195ZM207 123V124H206ZM219 124V126H218V124ZM253 123V124H252ZM11 124L13 125V127L11 126ZM34 124V125H33ZM66 124H68V125H66ZM75 124V125H74ZM119 124V123H118ZM120 124H122V126H120ZM119 124V126L122 128L123 127V122L122 123H120ZM175 124V125H174ZM215 124H217V125H215ZM252 124V125H251ZM261 124V125H260ZM18 125V126H17ZM33 125V126H32ZM57 125V126H56ZM59 125H62L61 127H59ZM63 125H65V127L63 126ZM70 125V127H68ZM72 125H73V127H72ZM141 126L142 124L140 123V124H136V126L135 127H137V126ZM213 125V126H212ZM251 125V126H250ZM257 125V126H256ZM4 126V125H3ZM30 126H31V128H30ZM77 128H76V127ZM84 128H83V127ZM138 126V127H139ZM163 126V125H162ZM195 126H197V123H196V125ZM200 125H198V127H199ZM53 127H54V129H53ZM79 127H80V129H79ZM82 127V128H81ZM225 127V126H224ZM248 127V128H247ZM250 127H252L251 129H249ZM258 127V128H257ZM67 128H68V130H67ZM89 128H91V126H89ZM143 128V127H142ZM175 128H176V132H175ZM190 128H191V126H190ZM193 128V127H192ZM196 128V127H195ZM206 128H207V126H206ZM239 128V129H238ZM1 128H0V131H3ZM67 131H66V130ZM76 129H79L78 131L76 130ZM139 129H141V128H139ZM138 129V131H140ZM171 129V130H170ZM198 129V128H197ZM208 129H210V128H208ZM63 130V131H62ZM83 132H82V131ZM86 130V131H85ZM150 132H149V134L150 133H152L153 134V132L150 130V129H148ZM174 130V131H173ZM187 130V131H186ZM191 130V129H190ZM195 130V129H194ZM199 130V129H198ZM198 130H196V131H198ZM213 130H215L214 128H213ZM212 130V131H213ZM228 130V131H227ZM240 130V131H239ZM255 130V131H254ZM7 131V130H6ZM137 131V130H136ZM165 131H168V133L167 132H165ZM170 131H173L172 133L170 132ZM184 131H183V133H184ZM202 131V130H201ZM212 131H210L209 130V132H212ZM246 132V134H245V132ZM86 132H89V136H88V133H86ZM163 132V133H162ZM165 132V133H164ZM171 134H170V133ZM206 132H204V130L202 131V134L203 133H206ZM14 133V134H13ZM65 133H66V135H65ZM68 133L70 134V137H68ZM81 133V134H80ZM82 133H83V135H85V137L84 136H82ZM85 133V134H84ZM99 133H104L105 134V132H99ZM174 133H176V134H174ZM183 133H180V136H181V134H183ZM224 133V134H223ZM230 133H231V136H230ZM243 133V134H242ZM86 134H87V136H86ZM164 134V135H163ZM168 134H170V135H168ZM188 134V133H187ZM186 134V135H187ZM198 134V133H197ZM199 134H201V132L199 133ZM214 134V135H213ZM218 134V133H217ZM253 134V135H252ZM52 135V136H51ZM61 135V136H60ZM63 135V136H62ZM94 135H93V137H94ZM101 135V134H100ZM99 135V136H100ZM184 135V134H183ZM236 135V136H235ZM241 135V136H240ZM68 138H67V137ZM102 136V135H101ZM112 136V135H111ZM179 136V135H178ZM178 136H177V138H178ZM195 136V135H194ZM194 136H193V138H194ZM198 136V138H201V137H199V135H197ZM204 136H202L203 138H204ZM243 136V137H242ZM252 136V137H251ZM4 137V138H3ZM54 137H56V138H54ZM59 137V138H58ZM64 137V138H63ZM66 137V138H65ZM186 136H183V138H185ZM192 137V136H191ZM190 137V139H192ZM196 137V136H195ZM222 137V138H221ZM231 137H232V141L231 142H229L230 140H231ZM238 137V138H237ZM17 138V139H16ZM70 138V139H69ZM89 138H91L92 140H90ZM113 138V137H112ZM180 138H182V137H180ZM180 138H179V140H180ZM182 138V139H183ZM209 138H210V136H209ZM241 138V139H240ZM262 138V139H261ZM58 139V140H57ZM62 139L64 140V141H62ZM148 139V140H147ZM190 139H188L187 140V143H189L191 140ZM195 139V138H194ZM205 139V140H204ZM203 140L204 141H206V137L204 138ZM208 139V138H207ZM230 139V140H229ZM248 139V140H247ZM251 139H252V141H251ZM17 140V141H16ZM60 140H61V143H59L60 142ZM99 140H101L100 138H99ZM103 140V139H102ZM155 140V141H157V143L158 144H162V146H160V147H158V149H157V151H156V146L155 145H153V144H151L150 142H152L153 143V141ZM178 140V141H179ZM193 140V139H192ZM198 139L196 138V141L195 142H198L197 141ZM201 140V139H200ZM199 140V141H200ZM225 140V141H224ZM229 142V144L230 143H232V144H230L231 146H232V148H230L229 149V145H228V143L226 144V142L227 141ZM257 140V141H256ZM4 141V142H3ZM67 141V142H66ZM90 141H92V142H90ZM214 141V142H215ZM235 141V142H234ZM236 141H239V142H236ZM247 141H249V142H247ZM254 141V142H253ZM95 142V143H94ZM115 142V141H114ZM193 142V141H192ZM192 142H190L191 143V145H192ZM195 142H193V146H194V143ZM224 142V143H223ZM93 143V145H91V144ZM97 143V144H96ZM149 143L151 144V145H153L154 146V149H155V151L153 152V154H151L152 153V150H153V148L152 149H150V147L148 148L149 150H151V151H148L147 150V146L146 145H148L149 146ZM155 143V142H154ZM175 143H177V139H176V141L174 140V142L172 141V143H170L169 145H175ZM187 143H185L186 145H187ZM200 147L205 143V142H201L200 141ZM219 143V144H218ZM257 143V144H256ZM262 143V144H261ZM52 144V145H51ZM54 144V145H53ZM96 144V145H95ZM158 144H156V145H158ZM196 144V143H195ZM208 144V145H209ZM223 144H225V146L227 145V147L225 148V146H221V145ZM105 146L104 148L102 147V146ZM127 145V144H126ZM127 145V146H128ZM168 144L166 145V146H169ZM185 145V146H186ZM189 146H190V144H188ZM247 145V146H246ZM49 146V147H48ZM139 146H137L136 148H139ZM188 146V147H189ZM193 146H192V148H188V150L190 149V150H192V149H195V146H194V148H193ZM196 146H197V144H196ZM216 146H217V148H216ZM6 147H9V148H7L6 149ZM52 147V148H51ZM106 147H107V149H106ZM111 147H112V145H111ZM116 147V146H115ZM114 147V148H115ZM131 147V148H130ZM145 147V148H144ZM191 147V146H190ZM199 147V146H198ZM215 147V148H214ZM236 147H237V150H236ZM253 147V148H252ZM99 148H101V149H103V150H100ZM201 148H203V147H201ZM201 148H199L198 150H199V152L201 151L200 149ZM222 148H225V149H229V152H228V150L226 151L225 149H223L222 150ZM247 148V149H246ZM249 148V149H248ZM251 148H252V150H251ZM49 149H51V150H49ZM69 149H71V150H69ZM105 149H106V151H105ZM109 149V150H108ZM124 149H125V147H124ZM130 149H132V150H130ZM140 149V148H139ZM216 149H217V151L218 150H220V151H218V152H220V153H218L217 151H216ZM262 149V150H261ZM44 150V149H43ZM64 150V151H63ZM66 150V151H65ZM68 150V151H67ZM74 150H76V151H79L80 153H81V155L79 154V152H77V154H76V152L73 151ZM115 150V149H114ZM138 150V151H137ZM189 150V151H190ZM233 150V151H232ZM236 150V151H235ZM242 150L243 151H245V152H242ZM256 150V151H255ZM59 151V152H58ZM71 151V152H70ZM81 151H84L85 152V156L84 157H82L83 156V154H82V152ZM97 151H98V153H97ZM100 151V152H99ZM102 151H105L106 152V154L104 153H102ZM129 151V152H128ZM148 151V152H147ZM197 151V150H196ZM234 151H235V153H234ZM239 151V153H241V154H239V153H236V152H238ZM253 151H255V152H253ZM40 154H39V153ZM55 152H58V154L57 153H55ZM61 152H65L66 154L65 155H68L69 157H67V159L69 158V161H66V158H64V157H66V156H64V153H63V160H62V157L60 158V156L62 155V153ZM67 152H68V154H67ZM83 152V153H84ZM151 152V153H150ZM198 152V151H197ZM251 152V153H250ZM38 153V154H37ZM50 153V155H48ZM70 153H72V156H73V158H72V160H75V161H73V162H71V158L70 157H72L71 155H69ZM75 153V154H74ZM86 153H87V155H86ZM108 153H110V154H108ZM210 155H209V154ZM214 153V154H213ZM232 153V155H230V154ZM247 153V154H246ZM249 153V154H248ZM253 153V154H252ZM262 153V154H261ZM45 154V155H44ZM53 154V155H52ZM56 154L58 155V157L56 156ZM76 155V156H74V155ZM102 154V155H101ZM111 154L113 155V157L111 156ZM134 154H135V156H134ZM136 154H137V156H136ZM150 154H151V157H150ZM208 154V155H207ZM229 154V156H227ZM235 154V155H234ZM238 154V155H237ZM37 155V156H36ZM47 155V156H46ZM104 155H107V160H106V157H104ZM153 155V156H152ZM215 155V156H214ZM221 155V156H220ZM244 155V156H243ZM248 155V156H247ZM254 155V156H253ZM44 156V157H43ZM81 156V157H80ZM111 156V157H110ZM116 156V155H115ZM236 156H239L238 157V160H237V157ZM256 156V157H255ZM25 157V158H24ZM33 157V158H32ZM38 157H40V159H38ZM77 157H79L78 159H76ZM109 157H110V159H109ZM126 157V156H125ZM153 157V158H152ZM154 157H157V158H154ZM203 157V158H202ZM204 157H205V159H204ZM209 158L210 157V159H207V158ZM213 157V158H212ZM226 157H230L229 159H231V160H229L228 158L227 159H225ZM252 157V158H251ZM6 158V157H5ZM30 158V159H29ZM105 158V159H104ZM215 158V159H214ZM235 158V159H234ZM243 158V159H242ZM246 158V159H245ZM254 158V159H253ZM28 159H29V161H28ZM43 159V160H42ZM57 159V160H56ZM58 159H60V160H58ZM99 159H101V160H99ZM103 159L104 160H106L104 163L105 164H107V165H110V167L107 169V167H106V169L107 170H109L110 172H113V173H110V174H108V171H106V169H104L105 168V166H103L102 167V165H103ZM119 159H121V158H119ZM126 159V158H125ZM201 159H202V161H201ZM214 159V160H213ZM8 160V161H7ZM35 160V161H34ZM80 160H82V161H80ZM109 160V161H108ZM118 162V163H116V161ZM141 160V161H140ZM161 160V159H160ZM235 160H236V162H235ZM240 160V161H239ZM7 161V162H6ZM29 163H28V162ZM37 161H38V163H37ZM59 162L60 161V163H57V162ZM76 161H79V164L77 165L76 164ZM108 161V162H107ZM123 161V160H122ZM136 161V162H135ZM162 161V160H161ZM162 161V162H163ZM192 161L194 162V163H192ZM201 161V162H200ZM222 161H223V163H222ZM246 161V162H245ZM42 162H40V163H42ZM47 162V164H45ZM56 162V163H55ZM84 162V163H83ZM109 162H110V164H109ZM128 162V163H127ZM129 162H130V165H129ZM163 162V163H164ZM211 162V163H210ZM247 162H248V164H247ZM36 165H35V164ZM61 163H62V165H61ZM66 164L67 166H65L64 164ZM78 163V162H77ZM82 163H83V167H81V166H79V165H82ZM96 163H97V165H96ZM98 163H102L101 165H99L98 166ZM147 163H149L150 164V166L152 165L153 166V164H154V166H156L155 168H153L152 166H151V170H150V166L147 164ZM178 164H179V162H177ZM200 163H202V164H200ZM241 163V164H240ZM255 163V164H254ZM16 164H17V162L16 161H10L9 162V159H6L5 161H3V163H2V167L3 168H5V166H6V168L5 169H2L1 168V166H0V181L2 180V181H4V179L5 178H7V176L8 177H11V172L13 173V171L14 170H12V169H14V168H16ZM123 164H125V166H128L127 167V169L128 170H130L129 172H128V170L126 169V170H124V169H122L121 167H123ZM142 164H143V166L145 167V165L144 164H147L148 166H149V168L146 170V167H145V170L148 172V173H146V171H144V167H142ZM192 164H194V165H192ZM199 164V165H198ZM219 164V165H218ZM224 164V165H223ZM227 164H228V166H227ZM20 165H18V166H20ZM106 165V166H107ZM177 165V164H176ZM198 165V166H197ZM203 165H204V169H203ZM206 165V166H205ZM223 165V166H222ZM241 165V166H240ZM245 165V166H244ZM7 166H8V168L11 170H9L8 168H7ZM61 166H62V168H61ZM67 167V168H65V167ZM92 166L94 167L93 169H92ZM119 166H120V169H119ZM140 166V167H139ZM178 166V165H177ZM201 166V167H200ZM225 166V167H224ZM47 167V168H48ZM50 167H49V169H50ZM98 167V168H97ZM99 167H101L104 171L103 172H106V174H102L101 172V168H99ZM118 167V168H117ZM130 167L133 169H130ZM136 167V168H135ZM142 167V168H141ZM188 167V168H187ZM246 167H247V169H246ZM263 167V168H262ZM138 168V169H137ZM152 168L154 169V170H152ZM158 168V169H157ZM195 168V169H194ZM221 168V169H220ZM225 168V169H224ZM240 168V169H239ZM242 168L244 169V170H242ZM262 168V169H261ZM2 169V170H1ZM53 169V170H52ZM63 169V170H62ZM100 169V171L98 172V170ZM116 169V170H115ZM117 169H118V171H117ZM160 169V170H159ZM164 169V170H165ZM201 169H202V171H201ZM219 169L221 170V171H219ZM228 169V170H227ZM253 169V170H252ZM256 169V170H255ZM59 170V172H57ZM61 170V171H60ZM84 170V171H83ZM94 170V171H93ZM96 170V171H95ZM119 170H122V171H119ZM136 170H138V172L137 173H139V175H140V178H141V180H142V185H139V186H137V184L135 183V182H137V180H138V178H139V176H138V178H137V176H136ZM148 170H150V171H153V172H151V173H153V174H149V171ZM160 172H159V171ZM186 170V171H187ZM216 170H217V172H216ZM228 171L227 173H226V171ZM247 170V171H246ZM46 171H48V169L46 170ZM56 171V172H55ZM81 171H83V172H81ZM87 171V172H86ZM92 171V172H91ZM124 171H126V172H124ZM132 171V172H131ZM143 171H144V174H143ZM161 171H162V175H161ZM191 171V172H190ZM193 171H194V174H193ZM215 171V172H214ZM246 171V172H245ZM5 172V173H4ZM61 172V173H60ZM155 172V173H156ZM165 174H164V173ZM224 172H225V174H224ZM258 172H259V174H258ZM49 173H50V175H49ZM83 173V174H82ZM85 173V174H84ZM91 173V174H90ZM124 173V174H123ZM129 173V175H126V174H128ZM145 173L147 174V175H145ZM191 173V174H190ZM201 173H202V175H201ZM247 173V174H246ZM252 173V174H251ZM261 173V174H260ZM9 174V175H8ZM81 174V176H84V177H80V178H78L79 177V175ZM97 174V175H96ZM135 174V175H134ZM210 174H211V176H210ZM215 174V175H214ZM220 174V175H219ZM230 174V175H229ZM90 175V176H89ZM104 175V176H103ZM107 175H109L108 177H107ZM117 175H119L118 177H117ZM145 175V176H144ZM192 176V177H190V176ZM226 175V176H225ZM229 175V176H228ZM233 175V176H232ZM234 175H235V177H234ZM237 175V176H236ZM106 176V177H105ZM125 176H123V181L124 180H127L126 178H125ZM134 176H136V179L134 178ZM154 177V179H153V177ZM196 176H198V177H196ZM207 176V177H206ZM216 176V177H215ZM263 178H261V177ZM27 177H29V179H26ZM34 177V178H33ZM57 177V178H56ZM93 177V178H92ZM101 177H102V179H101ZM189 177V178H188ZM203 177V178H202ZM213 177H215V179L213 178ZM254 177V178H253ZM4 178V179H3ZM78 178V179H77ZM92 178V179H91ZM113 178V177H112ZM197 180H195V179ZM202 178V179H201ZM209 178V179H208ZM230 178V179H229ZM237 178V179H236ZM247 178V179H246ZM257 178V179H256ZM30 179H31V181H30ZM106 179H109V180H106ZM151 179V180H150ZM163 179V177H161V180ZM200 179L201 180H203V181H206V182H203V181H200ZM216 181V182H214V180ZM243 179V180H242ZM5 180H8V179H5ZM37 180H39V179H37ZM73 180H75V182L76 183H74V185H73ZM78 180V181H79ZM105 180V181H104ZM116 180V179H115ZM136 180V181H135ZM149 180V181H148ZM153 180V181H152ZM223 180V181H222ZM229 180V181H228ZM251 180V181H250ZM1 181V182H2ZM23 181V182H22ZM73 181V182H72ZM100 181V182H99ZM117 181V180H116ZM148 181V182H147ZM152 181V182H151ZM196 181V182H195ZM208 181H210V182H208ZM228 181V182H227ZM234 181V182H233ZM254 181V182H253ZM21 182V183H20ZM33 182V183H32ZM35 182V183H34ZM71 182V183H70ZM149 182H150V184L151 185H147V184H149ZM154 182V183H155ZM195 182V183H194ZM201 182H203V183H201ZM208 182V183H207ZM219 182V183H218ZM241 182V183H240ZM262 182V183H261ZM67 183V184H66ZM134 183H135V186H134ZM210 183V184H209ZM215 185H214V184ZM221 183H223L222 185H221ZM229 183H232V184H229ZM261 183V184H260ZM36 184V185H35ZM64 184V185H63ZM71 184V185H70ZM146 184V185H145ZM204 184H205V186H204ZM234 184H235V188L233 187L234 186ZM10 185H8V186H10ZM19 185H20V187H19ZM31 185H33V186H31ZM35 185V186H34ZM63 185V186H62ZM69 185V186H68ZM188 185V186H187ZM190 185V186H189ZM192 185H194V186H196V187H194V186H192ZM208 185V187L209 188H211V189H209L208 187H206ZM213 185V186H212ZM219 185V186H218ZM7 186V185H6ZM6 186H4V188L6 187ZM7 186V187H8ZM10 186V187H11ZM31 186V188H29ZM39 186V187H38ZM59 186H61V188H59ZM66 186V187H65ZM141 186V189H140V191L138 190L139 189V187ZM147 186H148V188H147ZM238 186V187H237ZM241 186V187H240ZM257 186V187H256ZM35 187V188H34ZM42 187V188H41ZM49 187V188H48ZM56 187H58L59 189L58 190H55V189H57ZM65 187V188H64ZM186 187V188H185ZM188 187V188H187ZM193 187V188H192ZM214 187V188H213ZM228 187V188H227ZM243 187V188H242ZM249 187V188H248ZM32 188H34V189H32ZM39 188H41V189H39ZM53 188H55L54 190H53ZM72 188V189H73ZM207 188V189H206ZM212 188H213V190H212ZM221 188V189H220ZM223 188H225V189H223ZM251 188V189H250ZM17 189V190H16ZM30 189V190H29ZM118 189V190H119ZM133 189V190H132ZM147 189V190H146ZM183 189H184V193H183ZM188 189V190H187ZM191 189V190H190ZM209 189V190H208ZM238 189V190H237ZM247 189V190H246ZM257 189H258V191H257ZM263 189V190H262ZM173 191H174V189H172ZM171 190V191H172ZM176 190V189H175ZM187 190V191H186ZM205 190H207V193H206V191ZM18 191H20V192H18ZM28 191H30V192H28ZM35 191H36V193H35ZM38 191V192H37ZM61 191V192H62ZM125 191V192H124ZM126 191H129V193L128 192H126ZM131 191V192H130ZM134 191V192H133ZM137 191H139L138 192V194H137ZM146 191V192H145ZM149 191V192H148ZM172 191V192H173ZM194 191V192H193ZM209 191V192H208ZM214 191V192H213ZM232 191V192H231ZM61 192H58V193H61ZM97 192H95V193H97ZM123 192V194H120V193H122ZM168 192H170V190H168ZM167 192V193H168ZM175 192H178V191H175ZM202 192V193H201ZM221 192H223V193H221ZM262 192V193H261ZM22 193V194H21ZM64 193V194H63ZM132 193V194H131ZM146 193V194H145ZM152 193V194H151ZM171 193V192H170ZM170 193H168V194H170ZM183 193V194H182ZM225 193H226V195H225ZM237 193H238V195H237ZM246 193H247V195H246ZM263 194V195H260V194ZM63 194V195H62ZM62 194H56L55 196L53 195V194H51L52 195V199H53V197H54V199H53V203H54V201H55V205L54 204H52V205H54V206H52V207H50V205H49V209H50V213H51V211L52 212H54V213H49V211L47 212V213H49V214H47L46 213V216H45V214L42 216V219H41V222H44V223H47L48 224V222H52V220H51V218L52 219H54L55 217H57L58 218V215L60 216L61 214H62V212L64 213V210L67 208V210H68V207H69V201L71 200H67V198L66 199H64L65 198V191L64 192H62ZM127 196H126V195ZM132 196H131V195ZM177 194V193H176ZM185 194V195H184ZM193 194V195H192ZM231 194H234V195H231ZM236 194V195H235ZM241 194V195H240ZM49 195V196H48ZM121 195V196H120ZM129 195V196H128ZM149 195H151V196H149ZM154 197H153V196ZM156 195V194H155ZM180 195H183V198H182V196L180 197ZM229 195H231V197L229 196ZM246 195V196H245ZM59 198H58V197ZM61 196H62V198H61ZM64 196V197H63ZM67 196V195H66ZM125 196V197H124ZM146 196H148V197H146ZM166 196H168L169 197V195H167L166 194ZM175 196H177V197H180L183 201H181V199L179 198V201H181V202H179V201H177L176 199H178V198H175ZM193 196V198H191ZM197 196V197H196ZM207 196V197H206ZM225 198H224V197ZM237 196H238V198H237ZM57 197V198H56ZM126 197H127V199H126ZM128 197H130V198H134V199H136V197H138L137 199H136V201H138V203H137V205H135L136 204V201H132V203H134V204H130V202H129V204H128V200H129V198ZM158 197V198H157ZM184 197H185V199H184ZM209 197V198H208ZM223 198V199H221V198ZM230 197V198H229ZM242 197V198H241ZM250 197V198H249ZM251 197H253V199L251 198ZM116 198V197H115ZM122 198H124V199H126L127 201H125L124 199H122ZM148 198V199H147ZM154 198H156L155 200H154ZM169 198H171V196L169 197ZM203 198H204V200H203ZM227 198V199H226ZM247 200H245V199ZM257 198H259V201L258 200H256ZM69 199V198H68ZM134 199H130V200H134ZM196 199V200H195ZM198 199V200H197ZM206 199V200H205ZM243 199V200H242ZM177 201V203L179 202V204H177V203H175L174 201ZM187 200H189V201H187ZM191 200V201H190ZM200 200V201H199ZM249 200V201H248ZM254 200H255V202H254ZM7 201H8V199H7ZM166 201V202H165ZM199 201V202H198ZM202 201V202H201ZM241 201H243V202H241ZM251 201H252V204H250L251 203ZM49 202V203H48ZM71 202V201H70ZM127 204H126V203ZM162 202V203H161ZM168 202H174V203H172L173 204V206L171 205V207H172V209H169V214H170V217H169V214H167L168 213V206H169V204L170 203H168ZM182 202H183V204H182ZM184 202H185V204H184ZM187 202V203H186ZM189 202V203H188ZM191 202V203H190ZM197 202V203H196ZM209 202V203H208ZM256 202H258V203H256ZM25 203H27V205L25 204ZM140 203V204H139ZM181 203V204H180ZM205 203V204H204ZM209 205H208V204ZM214 203V204H213ZM225 203V204H224ZM239 205H238V204ZM248 205H247V204ZM72 204V203H71ZM126 204V205H125ZM197 204V205H196ZM198 204H200V205H198ZM211 204V205H210ZM216 204L218 205V206H216ZM234 204V205H233ZM243 204V205H242ZM250 204V205H249ZM1 205H4V204H1ZM32 205V206H31ZM78 205V204H77ZM129 205V206H128ZM135 205V206H134ZM139 205V206H138ZM166 206V205H168V206H166V207H164V208H161V207H163V206ZM175 205H177L178 206V209L180 210V211H182V214L184 213V211H186L184 214L185 215H187V212H188V214L190 213H195L194 215H193V217L191 216V218H190V216H188L187 215V217L186 216H184V214H183V216L182 217H184L183 219H181V221H184V222H181L180 221V217L178 218L179 219V221H178V219H176L177 217H172V214H171V212L172 213H174L173 211V209H175V208H177ZM179 205H180V207H179ZM184 205V206H183ZM189 205H190V207H189ZM206 205V206H205ZM241 205V206H240ZM256 207H255V206ZM257 205H258V207L259 206H261V208L259 209V210H257ZM262 205H264V204H262ZM5 206V205H4ZM4 206H3V209H1L2 208V206H0V218H4V217H2V212H3V210H4ZM17 207H15L16 208V211H18L20 208L18 207V204L16 205ZM75 205L73 204V207H74ZM123 206V207H122ZM125 206V207H124ZM128 206V207H127ZM159 206V207H158ZM174 206H175V208H174ZM186 206V207H185ZM188 206V207H187ZM195 206V208L192 210V208ZM211 206V207H210ZM220 206V207H219ZM221 206H222V208H221ZM232 206V207H231ZM235 206V207H234ZM21 207V208H22ZM30 207V208H29ZM71 207V206H70ZM69 207V208H70ZM137 207V208H136ZM171 207H169V208H171ZM216 207H218V208H216ZM224 207H228L227 209L226 208H224ZM242 207H244L243 208V210H242ZM5 208H6V206H5ZM8 208V207H7ZM14 208V207H13ZM15 208H14V210H12V212H11V214L9 213V222L5 225V226H7V227H5V229H3L5 232H11V230H14V226H16V228H15V232L19 229V227H22L23 226V222H25V219L27 218H25L24 216L27 214V213H29V212H24L25 213V215L24 216H22L21 217V209L19 210V214H15V213H18V212H15ZM117 208V209H116ZM135 208H136V210H135ZM157 210H156V209ZM187 208H189L188 210H187ZM197 208V209H196ZM219 208H220V210H219ZM253 208V209H252ZM256 210H255V209ZM26 209V210H25ZM53 209V210H52ZM70 209H72V208H70ZM94 209H96L95 211H98V207H96V208H94ZM93 209V210H94ZM102 209V208H101ZM100 209V210H101ZM111 209H112V211H111ZM114 209V210H113ZM121 209H123V210H121ZM132 209H134V210H132ZM153 209H154V211H156V212H159V215H160V220L161 221H159L157 218H155V215L154 214H157L158 215V213H153L154 211H153ZM159 209H161V211H159ZM213 209H215V210H213ZM246 209V210H245ZM249 209V210H248ZM103 210V211H104ZM115 210H116V213H114L115 212ZM117 210H118V212H117ZM147 210H150L151 211V213L150 212H148ZM163 210H166L167 211V213H166V211H165V213L163 212ZM172 210V211H171ZM179 210H177V211H179ZM194 210H195V212H194ZM198 210H199V212H198ZM5 211V210H4ZM109 211V212H108ZM111 211V212H110ZM130 211V212H129ZM134 211L135 212H138V213H134ZM144 211H145V214H144ZM177 211H175V214L176 213H178ZM179 211V212H180ZM231 211V212H230ZM240 213H242V215L241 214H239V212ZM66 212V211H65ZM71 210H70V215H71ZM125 212V213H124ZM147 212V213H146ZM167 216V217H169L168 219L169 220H165L164 219V217L163 216H165V215H163V216H161V214H163V213ZM201 212H202V214L203 213H207V216H205L206 214H204V216L203 215H200L201 214ZM236 212H237V214H236ZM23 213V212H22ZM23 213V214H24ZM85 212L83 213V214H86ZM101 213V214H102ZM119 213V214H118ZM143 213V214H142ZM148 213H150V215L153 213V215H154V219L152 220V218L151 219H147L146 218V216L148 215L149 217H152V216H150ZM181 213V212H180ZM212 213V214H211ZM232 213V214H231ZM235 213V214H234ZM246 213V214H245ZM260 213V212H259ZM14 214V215H13ZM98 214V215H97ZM121 214H122V216H121ZM125 214H126V217H125ZM137 214V215H136ZM141 214H142V217H144L143 219V222L142 221H140V218H141ZM174 214V215H175ZM179 214V213H178ZM181 214V215H182ZM218 214H219V216H218ZM16 215H18V216H20V217H18L19 219H17L16 220V218L17 217H15ZM28 215V214H27ZM57 215V216H56ZM106 215V216H105ZM156 215V216H157ZM158 215V216H159ZM198 215V216H200V217H196V216ZM209 215V216H208ZM244 215H246V217L244 216ZM10 216H12V217H10ZM13 216L15 217V220L18 222V226H17V223H11V225L12 226H8L9 225V223H10V221H11V218H12V220L14 219L13 218ZM83 216V217H82ZM121 216V217H120ZM130 216V217H129ZM157 216V217H158ZM195 216V217H194ZM223 216V217H222ZM257 216H259V217H257ZM23 217L25 218V219H23ZM44 217L45 218H47V219H49L50 221H48V222H46V219H44ZM101 217V218H100ZM107 217V218H106ZM122 217H124L125 219H120V218H122ZM131 217H133V219L131 218ZM161 217H163V218H161ZM167 217H165L166 219H167ZM189 217V218H188ZM208 217V218H207ZM212 217V218H211ZM214 217V218H213ZM218 217H220V218H218ZM241 217V218H240ZM254 217L256 218H258V220H255L254 219ZM22 218V219H21ZM90 222L91 220V218H92V220H93V218H95L94 220H96V221H94V224H93V222L91 223H89L88 224V222H87V220ZM104 218V219H103ZM129 218V219H128ZM198 218V219H197ZM209 218H211V219H209ZM223 218V219H222ZM260 218H262V223L260 222ZM7 219V218H6ZM77 219V220H76ZM106 219V220H105ZM108 219V220H107ZM137 219V220H136ZM219 221H218V220ZM230 219V220H229ZM235 219V220H234ZM246 219H254L253 221L251 220H247V221H245ZM2 220V219H1ZM0 220V221H1ZM15 220H13V222H16ZM42 220H44V221H42ZM80 220H83V221H80ZM86 220V221H85ZM111 220V221H110ZM125 220V221H124ZM166 222H165V221ZM171 220V221H170ZM172 220H174V221H172ZM21 221H23L22 223H21ZM57 221V220H56ZM75 221H76V224H75ZM79 221V222H78ZM99 221V222H98ZM106 221V222H105ZM110 221V222H109ZM116 221H118V222H116ZM137 221V222H136ZM141 223V224H139V222ZM145 221V222H144ZM159 221V222H158ZM186 221V222H185ZM189 221H190V223H189ZM231 221V222H230ZM242 221V222H241ZM245 221V222H244ZM257 221H259V222H257ZM12 222V221H11ZM55 222V221H54ZM82 223V224H79V223ZM84 222V223H83ZM87 222V223H86ZM100 222H101V224L103 225V228H101V224H100ZM149 222V221H148ZM241 222V223H240ZM104 223H105V225H104ZM150 223V222H149ZM152 223V222H151ZM161 223V224H160ZM186 225H185V224ZM219 223V224H218ZM72 224V225H71ZM75 224V225H74ZM84 224H86V226H84ZM93 224V225H92ZM100 224V225H99ZM122 224V225H121ZM126 224H128L127 225V228H126ZM170 224H174V226H171ZM177 225V227H175L176 225ZM22 225V226H21ZM40 225H42V223H40ZM44 226V228H45V226L47 227L48 225H45V224H43ZM96 226V227H94L93 228V226ZM98 225V226H97ZM119 225H121V226H119ZM151 224H147V226L146 227H149L148 228V230L149 229H152L150 226H152ZM162 225H163V227H162ZM168 225V226H167ZM178 225L182 228H179V229H181V231L180 230H178ZM251 225H253V226H251ZM73 226H75V227H73ZM106 226H107V228H106ZM124 226V227H123ZM160 226H161V228H160ZM165 226V227H164ZM202 226V227H201ZM218 226H220L219 228L220 229H223V230H220L219 228H218ZM39 227V226H38ZM42 227V226H41ZM41 227H39V231H37L38 233L41 231V235L44 237V235L45 234H47V232H45L44 233V231L46 230V231H48L47 229L48 228H45V229H43V227H42V229H40ZM76 227V228H77ZM134 227V226H133ZM135 227L134 228H132V230H131V232L133 231V229H135ZM140 227V228H139ZM145 227V230H144V232L145 231H148V230H146L147 228ZM171 229H170V228ZM194 228V229H190V228ZM198 228V229H196V228ZM206 227V228H205ZM217 227V228H216ZM246 227H248V228H246ZM255 227V228H254ZM8 230H7V229ZM13 228V229H12ZM71 228H73V229H71ZM96 228H98V230L100 231H95L96 230ZM125 229V230H123V229ZM131 227H129V229H130ZM174 228H176V229H174ZM246 228V229H245ZM11 229V230H10ZM105 229V231H102V230H104ZM115 229V230H116ZM152 229V230H153ZM190 229V230H189ZM201 231H200V230ZM218 229V230H217ZM243 229V230H242ZM255 229V231H254V233H252L253 232V230ZM260 229L262 230V231H260ZM2 230V231H3ZM22 230V229H21ZM82 230V231H81ZM88 230V231H87ZM94 230V233L92 232V231ZM178 230V231H177ZM189 230V231H188ZM195 230V231H194ZM234 230V231H233ZM242 230V231H241ZM249 230H250V232H249ZM252 230V231H251ZM1 231V232H2ZM42 231H43V234H42ZM78 231V232H79ZM85 231H87L86 233H85ZM171 231H173V232H171ZM176 232V234H175V232ZM191 231V232H190ZM85 233V235H84V233ZM102 232V233H101ZM103 232H105V233H103ZM149 232V231H148ZM154 232V231H153ZM181 232V233H180ZM231 232V235L229 234ZM232 232H233V235L234 236H232ZM238 232V233H237ZM239 232H240V234H239ZM249 232V233H248ZM3 233V232H2ZM14 233V232H13ZM79 233V234H80ZM93 233V234H92ZM96 233H98V234H96ZM125 232H124V234H126ZM147 233V232H146ZM171 233V234H170ZM179 233H180V236H179ZM188 233H190V234H188ZM191 233H194V234H191ZM222 233V234H221ZM247 233V234H246ZM250 233H252V234H250ZM258 233V234H257ZM62 234V233H61ZM69 234V233H68ZM67 234V236H66V238L67 237H69L70 235H68ZM110 234V235H109ZM163 234L166 236L167 235V237H165V239H162V237H163ZM168 234L170 235L169 237L170 238H168ZM178 234V238L176 237V241H178L179 240V237H182L181 238V242L187 237V236H189L188 238H186V241L184 240L182 243H183V245L180 243V241L179 242H175L176 244H174V242H173V240H172V242H171V238L173 237L172 235H177ZM185 234V235H184ZM221 234V235H220ZM243 234V238H245V239H242V235ZM248 234H249V236H248ZM254 234H256V235H254ZM187 235V236H186ZM194 235V237H192ZM219 235H220V237H219ZM109 236H111V237H113L111 240H110V238L111 237H109ZM174 236V237H175ZM196 236V237H195ZM232 238H230V237ZM238 238V239H236V237ZM240 236V237H239ZM248 236V237H247ZM256 236V237H255ZM42 237V243L44 242V240L46 241V239H48L49 238V236L47 237V235L45 236V237H47V238H43ZM61 237V236H60ZM60 237H58V240L59 239H61ZM163 237V238H164ZM234 237H235V240L233 241V239H234ZM106 238H107V240H106ZM116 238V237H115ZM219 238H221V239H219ZM246 238H247V240H246ZM26 239V237L25 238H22V240H20V241H18V243L19 242H23V240H25ZM55 239H57V237L55 238ZM130 239V238H129ZM168 239H170V240H168ZM189 239V240H188ZM203 239H204V241H203ZM218 239V240H217ZM40 240V239H39ZM38 240V241H39ZM40 240V241H41ZM87 240H89V241H87ZM110 240V241H109ZM113 240V242H111ZM126 240V239H125ZM131 240V239H130ZM191 240V241H190ZM193 240V241H192ZM206 240V241H205ZM207 240H208V243L209 244H211V245H209L208 243H206L207 242ZM228 240H230V241H228ZM39 241V242H40ZM48 241H49V239H48ZM47 241V242H48ZM86 241L88 242L87 244H85L86 243ZM101 243H100V242ZM118 241V243L120 242V240H117ZM128 241V240H127ZM168 241V242H167ZM201 242V245L199 244L200 242ZM220 241H221V243H220ZM232 241L233 242H235V243H232ZM238 243H237V242ZM254 241V242H253ZM82 242H83V244H82ZM107 242V243H106ZM110 244H109V243ZM126 242V241H125ZM125 242L123 243V245H124V248H128V247H130L131 249H124L125 251H127V252H131V253H129L130 255H134L135 256V254H134V251H137V253H141L142 254V252L140 251H138V250H133L132 248L134 247H132V245H130V246H126L125 247ZM158 242L156 243V242H152L153 244H158ZM169 242H170V244L171 243H173L172 244V246L169 244ZM197 242H199L198 244H196ZM220 244H219V243ZM35 243V242H34ZM41 243V242H40ZM46 242H44V244H45ZM99 243V244H98ZM117 243V244H118ZM128 244H129V241L127 242ZM206 244V246H204L203 247V245L204 244ZM254 243H255V245H254ZM33 244V243H32ZM83 246H82V245ZM120 244V243H119ZM151 244V243H150ZM164 244V243H163ZM179 244H181L180 245V248H182V249H179ZM236 244V245H235ZM239 244V245H238ZM23 243H22V245L20 246L19 245V247H23ZM25 245H28V243L26 244L25 243ZM25 245H24V247H25ZM86 245V246H85ZM91 245V247H94V246H92ZM121 245V244H120ZM119 245V246H120ZM127 245V244H126ZM173 245H175V246H173ZM257 245V246H256ZM82 246V247H81ZM88 246V247H87ZM118 246V245H117ZM122 246V245H121ZM176 246H177V248H176ZM193 246V247H192ZM196 246V247H195ZM198 246V247H197ZM203 247V249L201 248V247ZM219 246H221V247H219ZM237 246V247H236ZM244 246V247H243ZM19 247H17V253L19 252V250H21V249H19ZM84 247V249H86L87 251H84V253L82 252L84 249H82ZM96 247V246H95ZM123 247V246H122ZM152 247V246H151ZM171 247H173V248H171ZM209 247V249H207ZM120 248V247H119ZM134 248H136V247H134ZM162 248H165V250L167 249L166 247H162ZM170 248H171V250H173V251H171L170 250ZM190 249V250H188V249ZM214 248V249H213ZM260 248V249H259ZM96 249V248H95ZM94 249V250H95ZM114 249H115V251L116 252H114ZM121 249V248H120ZM154 249V250H153ZM176 249V250H175ZM193 249V250H192ZM205 249V250H204ZM220 249V250H219ZM241 249V250H240ZM82 250V251H81ZM99 250V251H98ZM132 250H133V252H132ZM148 250V251H147ZM149 250H150V252H149ZM164 250V249H163ZM181 250H185V252H183V251H181ZM188 250V251H187ZM218 250H219V252L221 251V253H218ZM15 251V252H16ZM157 251V252H156ZM173 253V257H172V253ZM246 251V252H245ZM77 252V253H78ZM120 252H124L123 251V249L120 251ZM143 252V254L145 255V253ZM164 252H165V254H164ZM171 253V254H167L166 255V253ZM182 254H180V253ZM211 252H214V253H211ZM225 252H227V253H225ZM242 252V253H241ZM62 253H63V251H62ZM65 254H67L66 252H64ZM119 253V252H118ZM180 254V255H178V254ZM205 253V254H204ZM254 253H255V255H254ZM108 254V255H107ZM122 256H123V254L122 253H120ZM156 254V255H155ZM212 254V255H211ZM226 254V255H225ZM227 254H228V256H227ZM2 254H1V251H0V256H1ZM113 255H115V254H113ZM133 255L131 256V257H133ZM149 255V256H148ZM158 255H159V259H157L158 258ZM166 256V257H164V256ZM168 255L170 256V257H168ZM178 255V256H177ZM206 255V256H205ZM217 255V256H216ZM88 256H89V254H88ZM99 255H97L96 257H98ZM100 256V257H101ZM161 256H163L164 258H162ZM177 256V257H176ZM182 257L181 259H180V257ZM260 256V257H259ZM2 257V256H1ZM113 256H110V257H108V260L107 259H105L106 261H108L107 263H106V261L105 260H101V261H104V262H99V264H101V263H103V264H110V261H109V259L110 258H112ZM130 257V258H131ZM141 260H139L138 258ZM146 257V256H145ZM178 259V261H177V259ZM209 259H207V258ZM253 257V258H252ZM3 258V257H2ZM129 258V259H130ZM134 258V257H133ZM161 258V259H160ZM167 258H169V259H167ZM171 258H172V260H171ZM174 258V259H173ZM222 258V259H221ZM238 258H240V259H238ZM244 258V259H243ZM246 258V259H245ZM251 258V259H250ZM5 259V260H4ZM4 259H1V260H3L2 262L4 263V261H6V259H7V257L6 258H4ZM54 260H55V258H53ZM51 260V259H48L47 261H48V263L50 264H53L52 262H55L54 260ZM128 259V260H129ZM145 259H146V261H145ZM147 259H148V261H147ZM164 259V260H163ZM167 259V260H166ZM241 259H243V261L241 260ZM260 259V260H259ZM1 260H0V262H1ZM51 260V261H50ZM111 260V259H110ZM112 260H113V258H112ZM144 260V261H143ZM159 260V262H157V261ZM163 260V261H162ZM230 262H229V261ZM46 261V262H47ZM127 261V260H126ZM136 261V262H135ZM150 261H152V260H150ZM179 261H181V262H179ZM206 261H208V262H206ZM218 261V262H217ZM224 261H226V262H224ZM251 261V262H250ZM1 262V263H2ZM83 262V261H82ZM132 262V261H131ZM138 262V263H137ZM141 262V263H140ZM202 262V263H201ZM244 262V263H243ZM120 263H122V262H119V264ZM124 263V262H123ZM223 263H221V264H223ZM97 264V263H96ZM111 264H112V261H111ZM125 264V263H124Z\"/></svg>", "mask_w": 264, "mask_h": 264}]
</instances>
